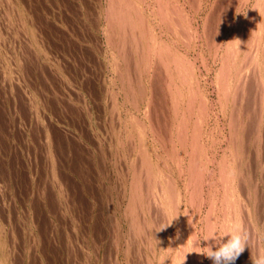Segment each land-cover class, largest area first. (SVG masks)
<instances>
[{"label":"rangeland","instance_id":"rangeland-1","mask_svg":"<svg viewBox=\"0 0 264 264\" xmlns=\"http://www.w3.org/2000/svg\"><path fill=\"white\" fill-rule=\"evenodd\" d=\"M4 1L5 0H3V1L0 0V16H1L0 17V19H1L0 20V28H1L0 29V37L2 38V39L0 38V247H1L0 252L3 256L5 255L7 257V260H6L7 263L6 264H11V263L12 264H151V263H149L150 261H149L148 254H147V250H148V246H149L148 244H149L150 240L153 239V242L156 243V246H158L159 251H161L165 248L164 247V245H165L164 240L166 238V235H167V233L171 234L168 232L169 226H170V221H174L175 220L174 217H177V219L178 218L181 219V217L184 216L182 214H184V211L186 209H188V206H189V204L187 205V202H185L187 199V196H188V193L186 196V192H187L186 189H188L189 186H188V188H184V186H185L184 184L186 181L188 182L187 178L190 177V171H189V168H187L188 164L185 163L184 165H186V167H184V165L182 164L183 162H180V159H181L180 157H182L183 152L186 155L188 153L186 151L187 150L190 151V149H188V146H186L188 142L185 143V141H184V143H183V145H185L187 148H185V146L180 144L181 133L179 131H177L179 133L178 134L175 131V130H177V127H176L177 123H175V121L177 122L178 116L176 114L174 115V111L176 110L178 103L175 102L173 99L168 98L170 96L167 92V86L169 84L166 85V83L170 82V81H168V79L170 80L171 75L174 78H175V76H177V75L174 76V74L171 73L169 70L171 69V67H172V69L177 68L178 64H179V66H178V68H179L180 65H182L180 63H186L187 62L186 65L189 63V64H191V68L194 67V68H192V70L194 69L193 72L194 73L196 72L194 77L198 76V78H199V79H196L197 77L194 78L195 84H197L196 82H198V84H200L199 85L200 89L199 88L198 89L201 92L205 90L204 91L205 93L204 92H202V93L200 92V93H201V95H203L202 97L207 96V97H205V100L208 99V101H207L208 105H206V107L212 108V109L206 108L205 112L203 111L204 115L207 117L204 116L205 121H203V123H202V120H201V122L198 124L199 128H200V130H198V132L200 133V131H201V136H202L201 137V139H202L201 143H203L202 146L204 145L203 146L204 148L201 151L202 154L199 153L198 156H201V155L204 156L205 155L204 157H199L200 159L198 158V160H199L198 166L200 165L202 167V165H205L206 167L204 166L203 170H205V168H207L208 170L206 169L204 171L205 174L203 176V179H201L202 181H201V183H199V185H200V184H202V182H204L202 184L203 187L200 190V193L201 192L202 193L200 194V196L198 198L197 208H199V209L197 210V208H196L195 209L196 211L193 210L196 213L191 211L192 213L190 216V218H193V219L195 218L194 220L196 223V226H195L196 229L194 230V232L197 231V232H195L196 245L199 244L198 246H200V249H202V248L204 249L206 246L204 244V239H203V238H205L204 237L205 236V233H204L205 230H203V233L200 231H202V226H201L202 222H203L202 220H204V218L208 214L207 209H208V211L210 209L209 208L210 204H208V203H212V202H208V200H207V202L205 200H203V201H201V200L204 197H206L204 199H208L209 195H211L212 199L216 198L217 199V200L215 199L216 203L218 202L217 205H215V208L219 207V202L221 200L219 198L222 197V193L224 191L221 187H222V185L225 186L224 185L225 182L228 183V181H229V180L225 181V179L228 178L229 176H231V173L233 172V169H232L233 168V166H232L233 162L234 163L237 162V164H235V165L236 166L238 165V167L242 166L241 164H243V166H244L246 163V165L244 167L242 166L244 169L240 167L242 170V173L244 172V174L246 173L248 175V176L246 175L247 177L245 179V175L242 174V176L244 175L243 176L244 177L243 178L244 183L246 182L245 183L246 186L247 185L249 186L251 184L250 186L252 188L257 185L256 188H254L253 190L259 191V197H261L260 203L262 204V205H260V207H262L261 209L263 210V215H264V183H263V181H264V163H263L264 162V129L262 127V126H264V120H263V123H261V129H258V127H260L259 126L260 124L258 125V122H257V124H255V123H256V121H259V122L261 121V117H260L261 115L260 116L258 115V114H260V112L254 114V111L256 109L260 108V105H261L260 99L262 98V96H261L262 92L261 91L263 89L261 88L262 87L261 86L262 81L260 80L261 78L259 79V77H260L259 68L261 69V67H258V66L263 65V67H264V61H263L264 58L262 57L263 60H261L262 61L261 64H258V66L256 65L258 68L255 66L254 63H253L254 66H252L253 64H251L252 63L251 59H253V57H254V54L252 52L255 50L254 45L259 46V44H258L259 40L262 41V42H260V44L264 43V39H263L264 35L262 36V39H259V37H258L259 34L257 33V29H256L257 28L256 25H258L257 24L258 22L260 23V25L262 23L263 27H264V23H263V21H264V17H263L264 13L263 12L264 11H262L264 9V0H261V2H262L260 5L261 11L259 10V8H258V10L253 8V6L256 5V0H205V1L204 0H195V1L191 0L192 2L190 0H178L179 3L177 0H170V1L166 0V1H168L166 3H164L165 2L164 0H163V2H162V0H156L155 2L159 1L157 3L161 7L158 6L156 3H154L153 0H148V1L144 0L142 2H139L140 0L139 1L137 0L138 2L136 0H133L137 4L141 3L142 4V5L140 4L141 8L143 6V8L145 9L144 10L142 8L143 11L141 10V16H140L144 21L141 18L139 19V17L136 18V13H138L137 16L140 15L139 14L140 8L137 4H135V2H134V5H136V6L133 7L134 5L131 4L133 6H132V10H130L132 13L133 8L137 7L136 8L137 10L134 9L137 12L133 11V14H135V15H133V14L131 15V13H130V16H131L130 18L131 19L132 18L138 19V21L136 20V22H137L136 26L138 24L140 26H142V27H140L138 25V28L140 27L142 29V31L145 32V33H142V35L144 34L143 36L145 39H143V37L140 35L141 30H139L138 28L136 29V27L130 23H128L130 25H127V24L125 25L129 29L127 27L123 26L122 29L117 27V29H119V30H117L116 27L114 29V27L112 28V27L108 26V21H109L108 17L110 16L109 14H112L113 10L116 9V6H117L116 5L117 3L115 4V7H114V5L111 6V4H110V6H108V4L111 3V0H6L5 2ZM108 1H109V3H108ZM133 1L129 0V2H131V3ZM151 1H153V2H151ZM171 1L174 3V6L175 7L177 6L178 8L175 9V7L172 6L173 3ZM198 1H199V3H198ZM149 2H150V5L152 3L153 6L152 5L150 6ZM3 3H4V6H6V7L3 6ZM146 3L148 5L145 6ZM163 3H164V5H163ZM8 4H9V6H8ZM154 4H155V6H154ZM165 4H167L168 6ZM176 4H178V5H176ZM253 4H255V5H253ZM169 5H170V8L174 7L173 9H171L172 13H170L171 12L170 8L168 9ZM148 6H150V7H148ZM164 6H166L167 9H164L165 8ZM11 7H12V9H11ZM151 7H152L153 11H152ZM180 7H182L181 9H183V11L186 10V12H183V11H182L183 13L180 12L181 15H179V10H177V9H180ZM157 8L159 11L157 10ZM162 8H163V10H162ZM106 9H108V11H109V9H111V11H109V13H108V11ZM181 9H180V11H181ZM196 9H197V11H196ZM250 9L253 11V13L256 10V13H255L256 16L255 17L259 16L256 18V20H255V17L253 18L256 22H254L253 19H252L253 21H251V19H250V17H251L250 13L252 12V11H250ZM154 10H155V12H154ZM175 10L177 11V14H176ZM101 11H103V12H101ZM164 11H166V12H164ZM259 11H260V14H258ZM152 12L155 13L156 16H155V14H152ZM157 12H159V13L157 14ZM173 12H175L176 15ZM22 13H23V15H22ZM98 13L100 15L101 14L102 15L99 16ZM142 13L145 17L142 15ZM148 13L150 15L151 14L153 15V17L151 15L152 18L156 17L155 20L152 19L150 17V15H148ZM105 14L107 15V17H105L106 20L104 19ZM163 14L165 16H161ZM171 14L173 15V17L175 16L176 18L175 17L173 18L172 16H170ZM112 15H111V18L109 17V19H112V17H113ZM180 16L181 17L184 16V17H186V19L188 18L187 16H189L190 20L187 19L188 20L187 21L183 17V19L186 20L185 21L186 24L185 23L182 24V22H184V20L182 18H179ZM205 16H207V19ZM159 17H161V18H159ZM168 18H171V20H170V21H172L171 23H173L175 21V19H176V21L177 20L180 21V19H181V21H180L181 23H179V22L176 23V21H175L173 25L176 27H174L173 25H171L169 23L172 26L171 27L172 29H171L169 27L170 25L168 24V22H170V21H168L169 20ZM145 19H147L148 21H146ZM159 19L161 21H159ZM243 19L244 20L246 19L247 21L252 22V23L251 24H249L248 22L244 23L246 21H243ZM248 19H250V20H248ZM257 19H258V21H257ZM152 20H154V21H152ZM156 20H157V23H156ZM208 20H209V22H208ZM219 20H221V21H219ZM140 21H142L143 23H141ZM239 21L243 22V23L241 24V23H239ZM138 22H140V23H138ZM146 22H147V24H146ZM187 22L190 23L192 26L189 25ZM203 22H205L206 27L203 26L204 25ZM35 23H37V24L39 23V24L37 25ZM255 23H256V25H255ZM144 24L147 26L144 27L143 26ZM156 24H158L159 27ZM163 24L167 25L168 29L166 28V26H164V28L167 30V32H165L166 30L163 28ZM179 24H182V25L179 26ZM184 24L185 25L188 24L189 26H191L189 28H191L192 30L188 28V25L186 27V26H184ZM243 24H245V29L242 28ZM246 24H248V27L250 29H252V30H250L251 33L249 32V34H247V30L249 28L246 27ZM106 25H107V27H106ZM151 25L153 26L152 29H150ZM239 25H241V27H239ZM254 25L256 26V28ZM132 26H134L135 28ZM149 26H150V28H149ZM236 26H237V29H236ZM154 27H155V29H154ZM181 27H182V29H181ZM160 28L163 30H161ZM187 28H188L189 32L191 31V33H189L188 30H186ZM246 28H248V29H246ZM109 29L113 30V34H110ZM157 29H160L161 31L158 30L159 31L158 32ZM169 29H170V32H168ZM205 29H207V30H205ZM235 29L237 31H235ZM241 29H243V30L241 31ZM3 30H4V32H3ZM129 30L133 31L134 33L130 31L132 35L130 33L128 34ZM150 30H153L152 32H155V33L150 34L149 33ZM203 30L207 31L206 32L207 35L205 34V31H203ZM233 30L237 33L236 35H234V33H232V32H234ZM105 31L108 34L112 35V38H113V35L121 33V36L123 38V39H121V36H119L121 44L118 42V40H119L118 38L117 39L115 38V40L113 38V40L111 39V41H110L109 40L110 35H108ZM114 31H116V32H114ZM119 31H121V32L119 33ZM123 31H125V32H123ZM171 31L173 33L176 32L175 35L172 34ZM181 31L182 32L184 31V32L182 33ZM195 31H196V34H195ZM240 31L243 33H245L244 31H246V33L245 34L242 33L243 35L239 36ZM7 32H9V33H7ZM122 32L128 34L130 37L138 32L134 36H139V38L138 37H136V38H138L139 41L142 40L143 42L142 41L139 42V41H137L138 39L135 40L132 37L131 38L133 39V41L131 38H130L131 41H130V39H129V41H127L128 39L126 40L125 38H129V37H127L128 35L123 34ZM156 32H157V34H156ZM160 32H162V33H160ZM178 32H180V34ZM185 32L188 33L187 34L188 38H187V35ZM198 32L200 33L202 39H201ZM164 33L166 35L169 34V37L168 36L165 37ZM149 34L150 35L154 34V38H156V40H154V43L151 41L153 38L151 39L149 37V39H151L149 41V39H148V36H150ZM145 35H147V37ZM176 35H178V36H176ZM191 35H193V36H191ZM196 35H199L198 37H200V39H198V37L194 38V36H196ZM244 35H245V37H244ZM248 35L251 36V38ZM3 36H4V38H3ZM175 36L178 38H175ZM189 36H191V39H189L190 38ZM226 36H228V37H226ZM231 36L233 37L234 40L231 38ZM246 36H248V37H246ZM255 36H256V39H254ZM106 37H108V39ZM140 37H142V39ZM151 37H153V36H151ZM192 37H193V40H192ZM239 37L244 39V40H247V38L249 40L251 39L252 42H251V40H250V42L253 45L252 46L250 42L248 43V45L250 44L249 45V51H251L252 54H250V56H247V58H245V59L242 58V60H239V59H241L240 57H243L242 54H244V53L242 52V53L237 54L236 53L237 51L235 50V49H238L237 47L240 45L239 43L241 42L240 40L235 41V39H239ZM179 38H182L183 41H182V39L180 40ZM147 39H148V41H146ZM158 39H160V40H158ZM169 39L171 41H169ZM188 39L190 40V44L188 42L187 47L188 46L189 47H188V50H186L187 48L184 45L187 44ZM40 40H42V41H40ZM167 40H168L167 43L170 45V47H171V45H173L172 48H169V45L166 43ZM172 40L173 41L175 40V41L172 42ZM191 40L193 42H191ZM227 40H230V41H227ZM121 41H123V42L125 41L126 42L125 44H127V45L123 44V42H121ZM176 41H178V42H176ZM232 41L235 42L236 45H238V46H236L235 43H233ZM111 42L115 43L114 44L115 46L112 45ZM128 42H131V43L128 44ZM133 42H135V43H133ZM145 42H148V43L150 42V44H152V46L155 47V50H153L152 53L150 50V48L152 46L151 47L149 46V50H150V52H149L148 50H146V48L148 49V46H147L148 43L146 44L147 47H145L143 45ZM155 42L157 43V45H155ZM162 42H165L164 45L167 47V48H165V47L164 48L167 51L170 50L167 52V54H166V51H164V53L166 55H168L170 53V55L168 56V58L166 60H165L166 57H164V58L160 57V55L162 56V54H163V50H162L163 43ZM170 42H171V44H170ZM184 42H185V44L182 45V43H184ZM194 42L196 44H194ZM207 42H209V44L211 43V47L209 46V44H207ZM227 42L228 43L231 42V44L233 43L235 45V46L233 45L231 47V49L232 50L234 49V51H235V52L232 51V54H231V51L228 50V47L225 48V45L228 46ZM136 43H138V47H137ZM140 43H142L141 45L145 47V49H144V47L140 46L142 48V51H141V49L140 50L136 49V47L140 48L139 47ZM176 43L178 46L176 45ZM213 43L215 44V46ZM218 44H220V45H218ZM120 45H121V47H119ZM132 45H134V47ZM158 45H159V48L161 47L160 49H161L162 54L160 53V49H158ZM174 45H176L177 47L176 46L174 47ZM113 46H114V50H112ZM126 46H127V48H126ZM129 46H130L131 50H130ZM179 46H181L182 49H181V47L179 49ZM216 46H219L221 49L217 48V50H216ZM251 46H252V48H251ZM123 47H125V51L128 53H125V52L123 53L121 51V50H124ZM263 47H264V44H263ZM118 48H121V49L118 50ZM175 48H176V52L173 51V50H175ZM209 48H211V49H209ZM126 49H128V50H126ZM134 49H136L135 51L138 53V55H141V54H139L138 51H140V53L147 52V54L143 53V55L140 56V63H138L139 60H136L137 58L139 59V57L137 56V53L135 54ZM184 49L186 51H184ZM132 50H133V52H131ZM181 50H183V51H181ZM214 50L217 51L218 55L215 54L216 51L214 52ZM224 50H225V52H224ZM262 50L264 52V48ZM179 51H181L182 54H184V55L180 54L181 56L177 57V58H179L180 62L177 60L175 55L173 56V53H172V52H174V53H176V55H178L177 53H180ZM155 52L157 54L160 53V55L156 54V57H158V58L155 57V55H154ZM20 53H21V55H20ZM131 53L133 55L134 54L135 55L130 56ZM185 53H187V54H185ZM211 53H213V55H211ZM224 53H225V55H224ZM226 53H228V54H226ZM115 54H118V55H115ZM146 55L148 56V58L146 57L147 60L144 59V57H143ZM214 55L216 56L215 57L216 59L214 58V60H213ZM235 55H237V56L240 55L239 59L238 58L235 59L234 58ZM118 56H120V57H118ZM152 56L155 57L154 58L155 63H156V61H158L157 62L158 64L152 63V61H154ZM170 56H171V58H170ZM187 56H190V57H188L191 60V61L189 60L190 62H192L194 59V61H193L194 65L187 61L188 60ZM227 56L228 57L232 56L231 58H233V60H231V58L229 59ZM128 57H130V58H128ZM182 57H183V60H186V59L187 60L182 62L183 61ZM226 57L229 60H227ZM249 57H252V58H249ZM126 58L128 61L125 60ZM160 58H162V60ZM225 58L228 62L233 61V62H231L232 65L230 63L226 62V60H224ZM114 59L118 60L119 64H117V61L115 62ZM122 59L124 62L122 61ZM130 59L131 60L135 59V60L131 61ZM149 59L152 61H150V63L147 64L149 62L148 61ZM159 59H160V61H159ZM174 59L176 61L173 62L174 64H171V61H174ZM218 59H220V60H218ZM243 59L246 62L243 61ZM163 60H165V63L163 62ZM146 61H147V63H146ZM215 61H217V62H215ZM222 61H224L223 64H221ZM235 61H236V64H235ZM241 61H242V63H241ZM143 62H145V64H141ZM177 62H178V64H177ZM244 62H245V64H244ZM136 63L141 64V65H137ZM159 63H161V66L163 68L159 65ZM162 63H164V64L169 63V65L171 67L170 66H169V68L166 67L168 64L166 66H163ZM224 63H225V65H224ZM239 63H241L242 68H244L243 70H245L246 65H248L247 63H249V66L251 65L253 69L251 68V66L250 67L248 66V71H249V68L251 70V72L248 73V77L245 78L244 76H242V78H240V81L238 82V84H240V82H241V84L238 85L237 92H235L237 95H235L236 98H234V100L236 99V101H233V103L236 105L234 106V104H232V106H231L230 100H228V102H227V100H225L226 102H224V104L226 103L228 107L230 106L228 109H226V112L227 111L230 112V110H231L230 108H232L233 112L238 110V109L241 110V108H242L243 111L242 110L241 111L244 112V114L241 111H238V112L236 111L234 113L232 112L234 115L239 117V119H237L238 117H235V120L237 119L236 120V124H237L236 127L237 128L239 127V125H242L244 123V121L247 123L245 126L246 128H244L243 127L244 125H243V126H240L237 130H234L232 128L233 125L228 123L229 121L233 120V118H232L233 116L230 117L233 114H231V112H230V114H231L230 115L228 112L226 114L227 116L225 115V117H224L222 109L220 110V108L222 107L221 103L219 104L220 99L218 98V97H220V94H219L220 93L219 92L220 86H219V88L217 87L219 85V82L216 83V81H218V79L216 77H217V74L219 73L220 69H221V71L219 73V76L222 75V71L226 72V70L229 67H232L233 65L236 66ZM122 65H123L124 71L122 69ZM133 65L134 66L136 65L138 67L136 68ZM157 65L160 67H158ZM174 65H176V66L174 67ZM130 66H133V67H130ZM139 66H140L139 70L144 71L143 74L141 71L138 70ZM154 66H155V69L156 68L157 69L159 68V69L154 71ZM198 66H199V68H198ZM221 66L223 67V70H222ZM225 66H227L226 67L227 69H224ZM235 66H233L231 68L232 71L228 70L229 72L231 71L230 73L228 71H227V73H225V74H228V76L226 77V80H228L230 74L233 76V78H232L233 81L237 78L236 77L237 76L236 75L237 74V66L236 67ZM125 67H127V68H125ZM142 67H143V69H141ZM164 67L166 70L164 69ZM128 68H129V71L126 70ZM133 68H135L134 69L135 72H134ZM160 68L164 69L165 71H163L162 69L160 70ZM178 68L175 69V71L177 70L179 72ZM233 68H234V70H233ZM146 69H148V70H146ZM115 70H117V71H115ZM130 70H131V72L133 71V73H132L133 75L131 73H128V72H130ZM160 71L164 72L163 73L164 75L161 73H157ZM166 71H167V73L165 74ZM175 71L173 70L172 72H175ZM233 71H234V74H232ZM125 72L128 74H131L132 76H134V78L131 77V75H127ZM146 72H147V74L145 75ZM121 73H122V76H121ZM153 73H154V76H153ZM170 73H171V75H170ZM254 73H255V75H253ZM139 74H140V76H139ZM168 75H170V76H168ZM137 76L140 79H137L138 78ZM161 76L162 77L165 76L164 77L165 79L162 78ZM222 76H224V73ZM126 77H128V78H126ZM141 77L143 79H141ZM158 77H160L159 78L160 82L157 81ZM129 78L131 80L137 79V82H139L140 85H139V83L137 85L136 80H135V82H133L134 80L131 81V80H129ZM254 78L256 79V81ZM125 79H127L126 81L129 84L131 82V85H130L131 89H129V86H128L129 84L125 81ZM241 79H242V81H241ZM257 79H258V81L259 80L261 81V82L259 81V83H258V84L261 83L260 86L257 84V82H258ZM139 80H142L144 83L140 82ZM121 81L125 82L126 84L121 82ZM224 81H225V79H224ZM229 81H230V79L228 81H225L224 83L227 84ZM254 81H255V83H254ZM157 82H158V84H157ZM148 83H150L152 85H149ZM159 83L160 84L163 83V86L161 87V85ZM246 83H248V84L246 85ZM253 83H254V85H253ZM198 84H197V86H198ZM134 85H136L137 88L135 87L134 89H132ZM141 85H143V86H141ZM122 86L126 87L125 90H124V88H122ZM140 88H141V90H140ZM143 88H145V89H143ZM146 88H148V89H147V93L145 94V93H143V90H146ZM259 88H261L262 90H259ZM216 89L219 91L217 92ZM128 90H129V92H128ZM138 90H140V91H138ZM136 91L139 92V94H137L138 96L135 95L137 93ZM148 92H150V93H148ZM127 93L129 94V96L127 95ZM141 93H143L144 95ZM165 93H166L167 97L163 96V95H165ZM259 93H260V95H259ZM216 94H218V95H216ZM126 95L128 96L127 98H126ZM134 95H135V98L133 97ZM257 95H259V97ZM139 96H140V98H139ZM131 97L133 98V100L129 99ZM163 97H164V99H163ZM137 98H139L140 100ZM152 100H153V102L150 103L149 101H152ZM165 100L167 101V103ZM169 100H171V101H169ZM131 101H132V103H131ZM133 101H136L137 103L136 102L134 103ZM168 102H170V103L175 102L177 104L175 106L171 103V106L172 107L174 106L173 108H171L170 103H168ZM132 104L133 105L136 104L135 106L137 109L139 108V110H136L135 106H133ZM209 104H210V106H209ZM237 105H238V107H237ZM252 105H254V106H252ZM166 106L168 108L170 107L169 108L170 112L168 111V108ZM233 106H234L235 110L233 109ZM153 107H154V111H153ZM235 107H237V108H235ZM86 108L87 109L89 108L88 111ZM107 108H109V109H107ZM198 109H200V106L198 107ZM147 110L148 111L151 110L152 113L151 112L149 113ZM112 111H113V113H112ZM145 112L146 113L148 112L147 113L148 115ZM206 112H207V115H206ZM134 113H136V114H134ZM246 113L249 115V117ZM131 114H134V116H135L132 119H131V117H132ZM136 115L138 117H140V119L138 117H136ZM114 116H115V118H114ZM169 116H170V118H169ZM173 116L176 117V119ZM257 116L260 118H258ZM147 117H148V121H147ZM152 117H153V119H152ZM171 117L175 120H173ZM111 118H113L114 120ZM129 118L131 121L129 120ZM240 118H242V120ZM246 118H248V119H246ZM133 119H138V121L135 122L136 120L134 121ZM171 119L173 121H171ZM228 119H231V120L228 121ZM258 119H260V120H258ZM263 119H264V115H263ZM128 120L130 121L129 123H128ZM132 120L134 121L133 123H132ZM149 120H152V121L154 120V121L152 122ZM167 121L168 122L170 121L169 122L170 126L175 125V126L171 127V129H173V131H171L170 127L168 128V129H170V131H168L167 127H165V126H169V125H167L168 124ZM142 122L144 123L143 125H145V126H141ZM150 122H151V124H148ZM159 122H161V123H159ZM204 122H206V123H204ZM136 123H137V125H139V123H140L141 125L139 127H141V129L143 130L142 133L140 131V133H141L140 136L141 135L143 136L144 130L147 131V129H148V132L145 131L146 132L145 135H147L148 138H145L147 136H145V137L143 136L145 139L143 137L142 138L140 137L141 139L140 138L137 139V137H139V135H137V137H136V134H134V132H133V131H135V129L134 130L132 129V127L135 126ZM208 123H209V125H208ZM127 124H132V127L128 126ZM200 124H202L203 126H201ZM126 125L128 128L126 127ZM146 125L148 127H146ZM230 125H231V127H228ZM153 126H155V127H153ZM253 126L256 128V130ZM129 127H131V128H129ZM151 128H152V130L155 128V130L152 131ZM240 128L242 130V133H240L239 136H237L236 134H238L239 131H241ZM242 128H244V129H242ZM158 129H160V130H158ZM127 130L128 131L130 130V131L128 132ZM166 130H167V132H166ZM163 131H165V132H163ZM202 131H204L203 132L204 134L202 133ZM237 131H238V133H237ZM157 132H158V134L160 132L161 137L164 136L161 138L162 140L160 139V136L159 137H158V135L156 136L155 133H157ZM170 132H173V133H170ZM235 132H236V134H235ZM128 133H130V135H131L130 137H132L134 135V138H132V141H130L131 139L129 138ZM175 133L177 136L172 135ZM126 134H127V136H126ZM211 134H212V136H211ZM232 134L233 135L235 134L236 136L235 135L232 136ZM241 134H243V135H241ZM184 135L185 134H183V136ZM222 135H224V136H222ZM154 136H156V137H154ZM165 136L168 140L165 138ZM169 136L172 138V141H171V138H169ZM179 136H180V138H179ZM231 136L234 139L236 137V139L234 140L233 138H231ZM226 137L230 141H228V139ZM243 137H244V139H242ZM46 138H48V139H46ZM153 138L155 139V142H157L156 143L157 145H155ZM224 138H226V139H224ZM139 139L142 141L144 140L145 142L144 141L143 142L138 141ZM146 139L149 141L147 142ZM175 139H177L178 141ZM222 139H224L225 141ZM257 139H259V141ZM158 140H160L162 142L160 145H158L160 143V141H158ZM165 141H166L167 145L164 144ZM231 141H235L236 144H235V142L233 144V142H231ZM153 142H154V144H153ZM230 142H231V144H230ZM241 142H242V144H243V142H245V143L242 145ZM143 143L146 144L145 145L146 147L144 146ZM173 143H174V145L172 147L171 144H173ZM199 143H198V145L200 146L201 144H199ZM216 143H218V144H216ZM152 144L154 146H157L156 147L158 150V151H156L157 155H154L155 153H153V152H155L153 150H156V149L154 148V146ZM137 145H138V147H137ZM150 145H152L151 147H153V148H151ZM175 145H176V147H175ZM232 145H233V147H232ZM234 145H236V147H235L236 149L234 148ZM168 146H170V147L168 148ZM177 146H179V147H177ZM182 146H183V149H181ZM205 146H206V148H205ZM237 146L240 148L242 146H244V147L241 149L240 148L238 149ZM135 147H137V148H135ZM227 148L228 149L233 148V149L230 151ZM142 149H143V151H141ZM149 149H150V151H148ZM163 149H165V150L167 149L166 153L168 152V149L170 152L167 153V155H165V153L163 155V152L165 151ZM171 149H172V151H171ZM204 149L206 152L204 151ZM237 149L239 150V152L243 151V153H239ZM173 150L174 151L176 150L175 151L176 153L173 152ZM136 151H138L140 153H137ZM181 151H183V152H181ZM203 151L205 154L203 153ZM223 151H225V152H223ZM227 151H228V153H227ZM244 151H245V153H244ZM135 152H136V156H135ZM149 152H151V153H149ZM99 153H100V155H99ZM172 153H173V155H172ZM222 153H224L225 155ZM233 153H234V155H232ZM235 153H236V155H235ZM237 153H239V154L237 155ZM117 154H119V155H117ZM176 154H177V156H176ZM242 154H243V156H242ZM145 155H147V156L143 157ZM151 155L152 156L154 155L155 157L154 156L152 157ZM159 155H160V157H159ZM169 155H170V157H168ZM178 155L179 156L181 155V156L178 157ZM187 155H186V158H188ZM239 155H240L239 158L242 159V162L244 161V163H241V160L240 161L238 160L239 162L235 161L238 159ZM150 156H151V158H149ZM163 156H164L165 162H164V160L162 161ZM165 156L167 159L165 158ZM171 156L173 158V161H175V163L179 159L177 164H175L173 161H171L172 160ZM236 156H237V159L235 158ZM260 156H261V158H260ZM222 157H224V158H222ZM174 158H176V159L178 158V159L174 160ZM225 158H227V159H225ZM232 158H234V161H232L233 160ZM149 159L152 161L150 162ZM156 159L159 160V162H157ZM131 160H133L134 162ZM142 160H144L145 162ZM166 160L167 161L169 160V161L166 162ZM202 160H204L205 163H204V161L202 163ZM220 160L222 162H220ZM228 160H230V161L228 162ZM128 161L130 162V164ZM154 161H155V163L157 162V164H159V165H157V167L160 166L161 162H163L164 165H166V166L169 165V166H167L168 167L167 168L163 165V163H161V165H163V168H158V170H157L156 169L157 167H154V166H156ZM184 161H186V160H184ZM131 162H133V163H131ZM143 162L145 164H143ZM152 162H153V164H152ZM200 162L202 165L200 164ZM219 162L222 163V166H223V164H225V168H228V170L224 169V166L219 167ZM134 163L135 164L136 163L137 164L142 163L145 166H142V165L140 166V164L139 165L136 164L134 166ZM179 163H180V165H179ZM146 164H149V166L148 165L147 166L150 168L152 167L153 171L150 168L148 170ZM150 164L154 165V166H150ZM226 164H227V166H226ZM129 165H131V166H129ZM229 165L232 166V167H230V169H229ZM136 166L142 167L140 169L141 172L139 170L140 167L138 168ZM248 166H249V168H248ZM126 167L128 169H126ZM132 167L138 168L137 170L139 172L138 171L136 172L135 168L133 169ZM164 167H165V170L167 169L166 172L169 175H171L169 179L165 177V176L168 177V175L166 172L165 173L163 172ZM145 168H147V169H145ZM177 168H179V169L182 168V169H180L178 172ZM132 169H133V171H131ZM142 169L144 172L142 171ZM159 169H160V171L162 169L161 172H163V173H161L159 171ZM169 169H170V171L172 170L173 172L171 171L169 173ZM127 171H129V172H127ZM146 171H149L150 175L148 174L149 172H146ZM156 171L157 172L159 171L158 173L161 174V176H160L161 179H159L160 177L157 178V176H159L160 174H157ZM187 171H189V172H187ZM235 171L236 170H234L233 174H235ZM55 172H56V174H55ZM130 172H132V173H130ZM127 173H129L130 175ZM135 173H137V174H135ZM140 173H142L141 174L142 177L137 176ZM153 173H155L156 176ZM146 174H148L149 177H147L148 175H146ZM225 174H228V175H225ZM128 175H129V177H128ZM135 175L137 177L141 178V182L146 181L145 183L143 182L141 185L142 191H143L142 193L143 194L146 193V195H144L143 198L140 199L139 201H136V203H137L136 208L137 209H135V212L138 214L139 213L141 214V215L137 214L138 215L137 219L140 218V219H138L140 224L143 223L139 227L138 226L135 227L132 223H129V221L132 220V216H131V218H129L130 217L129 212H131V211H130V207H129L130 204H128V203H130L131 197H127L128 196L127 192L128 191L130 192V190H131L132 186H130L129 184L133 183L134 177H136ZM162 175L164 178H166V180L164 178L162 179ZM210 175H211V177H210ZM145 176L147 177V179L145 178ZM150 176H152V177H150ZM185 176L187 178H185ZM242 176H241V178H242ZM130 177H132V179ZM148 178H150V180ZM156 178L159 179L162 184L159 185L160 182ZM216 178L218 179L217 181H215ZM172 179H175V180H173L174 182L172 181ZM247 179L249 180L250 183L248 182ZM151 180L154 182L152 183ZM163 180H165L164 181L165 184L166 183L169 184L168 183V181H169L170 184L175 183V186H177L176 189H174V190L176 191V193L177 192H179V193H177V194L175 193V196H173L174 197L173 200H175V198L178 197L175 200V201H177L176 202L177 204L176 203L174 204V206L176 205V208L178 209L177 213L180 211L177 216L176 215L172 216V213H170L168 207L163 204V203H165V198H163V196H164L163 191L166 190V188L164 187V184L162 182ZM212 180L215 184L211 182ZM223 180H224V182H223ZM122 181H123L125 186H123ZM156 181H158V182H156ZM178 181H179V183H178ZM147 182H148L147 186L149 187V190H147L148 187L146 188V185H144V184H147ZM198 182H199V179H198ZM247 182H248V184H247ZM154 183H155V185H154ZM242 183H243V181H242ZM252 183L254 186L252 185ZM176 184H178V185H176ZM211 184L213 185L212 188L215 189L214 190L215 197L213 194H211L213 192L212 188L210 186ZM156 185H157V187H156ZM202 185H200V186H202ZM200 186H199V188H201ZM244 186L245 185L242 184V187L240 188V190L243 189V191L241 190L242 195L243 196L245 195L244 198L245 197L247 198V195H249V193H246L247 194L246 195L245 191L249 192V191H247V189H249L250 187H246V189H245V188H243ZM152 187H154V188L152 189ZM113 188H115V189H113ZM127 188L129 190H127ZM159 188H161L162 190L159 191L160 190ZM182 189L184 192L182 191ZM216 189H219V190H216ZM244 189H245V191H244ZM148 191H150L151 194H150V192L148 194L147 193ZM152 191H154V192H152ZM215 191H217V192H215ZM110 193H111V195H110ZM161 194H162V196H161ZM178 194H180V195H178ZM216 194L218 196H220V194H221V196L216 197ZM129 196H131V195L129 194ZM145 196H147V198ZM180 196H182V197H180ZM150 197H152V202L150 200L151 199ZM154 197L155 198L157 197L158 199L157 198L156 199L159 202L157 200H154L155 199ZM183 198H185V199H183ZM145 199L146 200L149 199L150 203L148 200L146 201ZM180 199H181V202L183 201L184 203H186V206L183 202L182 203L184 205L180 202ZM141 200H143V201H141ZM178 200H179V202H178ZM140 201H141V203H140ZM160 201L164 206L160 203ZM203 202H204V204H203ZM147 204H148V206H149V204H151L150 207L146 206ZM178 204H180L181 206ZM127 205H128V207H127ZM161 206H163V207H161ZM192 206H193V204L192 205L190 204L189 210H191ZM142 207L145 209L144 212L146 213L145 214L146 217H144L145 216L144 214L142 215V213H143ZM165 209L167 211H165ZM243 210H244V207H242V211ZM159 211H160V213H159ZM168 215H170V216H168ZM139 216H141V217H139ZM207 217H209V216H207ZM218 217L219 216H216V218H218ZM142 218L149 219L150 221L149 220L147 221V220L142 219ZM169 218H171V219H169ZM244 218H246V219H244ZM248 218H249V216H248L247 212L244 213L243 217H242L243 220L241 221V223H242L241 228L246 233H248L247 234L248 235V245H250V246H249V248H246L245 251L240 255V257H238V259L235 261V263H237V264L238 263L239 264H251L250 255L252 254L253 256H255V255L260 253V251H259V247H260L259 242L261 240L260 235L257 233V231H255V227L253 229V224H250V218H249V220H248ZM137 219H135V224H136ZM208 219H209L210 227H212V223H211L212 216H210ZM246 220L249 221L248 222L249 224H247ZM263 221H264V216L259 217L258 226L259 227L261 226L262 229H264V224H263L264 222ZM146 222H149L148 223L149 224V231L147 228L148 224ZM186 222H188V220H186V219H184L182 221V225H183L184 229L188 226L186 224H189V222L188 223H186ZM168 223H169V225H168ZM137 225H139L138 222H137ZM218 225H220V224H218ZM130 226H132V228H134V229L138 228L141 235L136 234L137 232H134L136 229L133 230ZM140 228H142V229H140ZM146 228H147V231H146ZM150 228H152L153 230ZM138 229L136 231H138ZM166 229H167V231H166ZM140 230H143L145 233H142V231H140ZM212 230H211V233H213ZM130 231H132V233ZM165 232H167V233L163 237ZM198 232H200V234ZM219 233L221 235V232H219ZM142 234H143V236H142ZM159 234H161V235H159ZM262 234H264V231L262 232ZM147 235H150L153 238L149 239L150 237H148ZM152 235L156 236L155 238H157V239L154 240V236H152ZM193 235H194V233H193ZM131 236L132 237L134 236V237L132 238ZM136 236H138V237H136ZM145 236H146L147 241H146V239H143V238H145ZM198 236H199V238H198ZM206 236H208V233ZM258 237L260 240L258 239ZM141 238L144 241H141L140 240ZM254 239H256V240H254ZM132 241H133V243L136 241V243L133 244ZM197 241L201 242V243H198ZM263 241H264V237H263ZM141 243H143V244H141ZM1 244H2V246H1ZM255 247L257 249H255ZM6 249H7V251H6ZM1 250H5V251H1ZM144 251L146 253H144ZM255 251H256V253H255ZM7 254H8V256H7ZM9 256H11V257H9ZM126 256H128L129 259ZM137 256H139V258ZM158 258L160 259V257H158ZM202 258L204 260V263L208 262V264H209L210 259L206 258V256H204ZM240 258H242V260ZM10 259L11 260L13 259V260L11 261ZM245 260H247L248 262ZM158 261L159 260L156 261V264H162V263H160V261L158 263ZM161 261H162V259H161ZM243 261H245V262H243Z\"/></svg>","mask_w":264,"mask_h":264},{"label":"bare ground","instance_id":"bare-ground-1","mask_svg":"<svg viewBox=\"0 0 264 264\" xmlns=\"http://www.w3.org/2000/svg\"><path fill=\"white\" fill-rule=\"evenodd\" d=\"M2 1H3V0H2ZM5 1H6V0H5ZM5 1H4V2H5ZM131 1H133V0H131ZM136 1H137V0H136ZM138 1H139V0H138ZM138 1H137V2H138ZM142 1H144V0H140L139 2H142ZM147 1H148V0H147ZM153 1H154V3H156L158 6H160V5L157 3V2H159V1H157V2H155L156 0H153ZM153 1H151V2H153ZM164 1H165L164 3H166V2H168V1H170V0H168V1L164 0ZM177 1H178V0H177ZM190 1H191V0H190ZM194 1H195V0H194ZM194 1H193V2H194ZM204 1H205V0H204ZM134 2H135V1H133V2L131 3V2H129V0H111V3H109V1H108V3H109L108 6H110V4H111V6L114 5V7H115V4L117 3V4H116V5H117V6H116V9H114L113 12H112L113 15H112V14H109V15H110V16H109L110 18H111V15H112L113 17H112V19H109V17H108V20H109V21H108V26H109V27H112V28L114 27V29H115V27H116V29H117V27L120 28V29H122V27L125 26L126 24H127V25L132 24V25H134V26L136 27V29H137L139 24L136 26V23H137L136 20L138 21V19H136V18H138V17H139V19L141 18V17H140V16H141V10L143 11L144 8H143V6H142L143 9L141 8V5H142L141 3H140L141 5H140L139 3L137 4V3L135 2V4H137V5L139 6V8H140V9H139V10H140V11H139V12H140V13H139L140 15L137 16L138 13H136V18H132V19H131V18H130V17H131V16H130V13H131L130 10H132V6L134 5ZM162 2H163V0H162ZM171 2H172V1H171ZM188 2H189V1H188ZM191 2H192V1H191ZM201 2H202V1H201ZM164 3H163V5H164ZM172 3H173V2H172ZM178 3H179V1H178ZM198 3H199V1H198ZM198 3H197V4H198ZM261 3H262L261 0H256V5L253 4V5H255V6H253V8L256 9V10H258V8H259V10L261 11V8H260ZM5 4H6V3H5ZM104 4H105V3H104ZM131 4H133V5H131ZM188 4H189V3H188ZM241 4H242V3H241ZM143 5H144V4H143ZM146 5H148V4L146 3L145 6H146ZM149 5H150V2H149ZM151 5L153 6L152 3H151ZM151 5H150V6H151ZM165 5H167V4H165ZM170 5H171V4H170ZM170 5H169L168 9L170 8ZM176 5H178V4H176ZM198 5H199V4H198ZM251 5H252V4H251ZM3 6H4V3H3ZM8 6H9V4H8ZM14 6H15V5H14ZM135 6H136V5H134L133 7H135ZM150 6H148V7H150ZM154 6H155V4H154ZM167 6H168V5H167ZM172 6H174V3L172 4ZM182 6H183V5H182ZM196 6H197V5H196ZM1 7H2V6H1ZM4 7H6V6H4ZM156 7H157V6H156ZM160 7H161V6H160ZM164 7H165L164 9H167L166 6H164ZM174 7H175V6H174ZM174 7H173V8H174ZM239 7H240V6H239ZM255 7H256V8H255ZM130 8H131V9H130ZM136 8H137V7H136ZM136 8H133V11H135L134 9H136ZM154 8H155V7H154ZM158 8H159V7H158ZM158 8H157V10H158ZM173 8L171 7V8H170V11H171V9H173ZM176 8H178V7L176 6L175 9H176ZM181 8H182V7H180V9H181ZM11 9H12V7H11ZM151 9H152V7H151ZM155 9H156V8H155ZM180 9H177V10H179V15H181L180 12H181V13L186 12V10L183 11V9H181V11H180ZM192 9H193V8H192ZM251 9H252V8H251ZM251 9H250V11H252ZM19 10H20V9H19ZM106 10L108 11V9H106ZM136 10H137V9H136ZM144 10H145V9H144ZM162 10H163V8H162ZM256 10H255L254 13H253V11L250 13V14H251V15H250V16H251V17H250L251 21H253V20H254L253 18L256 16V15H255ZM8 11H9V10H8ZM20 11H21V10H20ZM109 11H111V9H109ZM109 11H108V13H109ZM133 11H132L131 15L133 14ZM152 11H153V9H152ZM158 11H159V10H158ZM170 11H169V12H170ZM182 11H183V12H182ZM196 11H197V9H196ZM260 11L258 12V14H260ZM262 11H264V9H263ZM26 12H27V11H26ZM29 12H30V11H29ZM101 12H103V11H101ZM135 12H137V11H135ZM135 12H134V13H135ZM154 12H155V10H154ZM164 12H166V11H164ZM175 12H176V14H177V11H176V10H175ZM175 12H173V13L175 14ZM194 12H195V11H194ZM5 13H6V12H5ZM9 13H10V12H9ZM23 13H24V12H23ZM23 13H22V15H23ZM158 13H159V12H157V14H158ZM162 13H163V12H162ZM170 13H172V11H171ZM263 13H264V12H263ZM263 13H262V14H263ZM25 14H26V13H25ZM98 14H99V13H98ZM152 14H155V13L152 12ZM152 14H151V15H152ZM168 14H169V13H168ZM176 14H175V15H176ZM195 14H196V13H195ZM262 14H261V15H262ZM101 15H102V14H101ZM101 15L99 14V16H101ZM133 15H135V14H133ZM142 15H143V13H142ZM145 15H146V14H145ZM148 15H150V14L148 13ZM151 15H150V17H151ZM179 15H178V16H179ZM186 15H187V14H186ZM218 15H219V14H218ZM3 16H4V15H3ZM25 16H26V15H25ZM96 16H97V15H96ZM143 16H144V15H143ZM143 16H142V17H143ZM146 16H147V15H146ZM155 16H156V14H155ZM161 16H165V15L163 14V15H161ZM170 16L173 17L172 14H171ZM170 16H169V17H170ZM178 16H177V17H178ZM0 17H1V16H0ZM105 17H107L106 14L104 15V19L106 20ZM133 17H134V16H133ZM144 17H145V16H144ZM152 17H153V15H152ZM152 17H151V18H152ZM174 17H175V16H174ZM174 17H173V18H174ZM183 17H184V16H182V17L180 16L179 18H182V19H183ZM187 17H188L187 19L190 18L189 16H187ZM203 17H204V16H203ZM205 17H206V19H207V16H205ZM257 17H259V16H257ZM257 17H255V20H256ZM261 17H262V16H261ZM263 17H264V16H263ZM7 18H8V17H7ZM97 18H98V17H97ZM147 18H148V17H147ZM155 18H156V17H154V18H152V19L155 20ZM159 18H161V17H159ZM175 18H176V17H175ZM179 18H178V19H179ZM184 18L186 19V17H184ZM216 18H217V17H216ZM18 19H19V18H18ZM24 19H25V18H24ZM32 19H33V18H32ZM141 19H142V18H141ZM148 19H149V18H148ZM168 19H169L168 21L171 20V18H168ZM187 19H186V20H187ZM210 19H211V18H210ZM213 19H214V18H213ZM250 19H248V20H250ZM252 19H253V20H252ZM0 20H1V19H0ZM19 20H20V19H19ZM21 20H22V19H21ZM142 20H143V19H142ZM145 20L148 21L147 19H145ZM150 20H151V19H150ZM154 20H152V21H154ZM157 20H158V19H157ZM157 20H156V23H157ZM183 20H184V19H183ZM183 20H182V21H183ZM186 20H184V22H182V24H183V23L186 24V22H185ZM189 20H190V19H189ZM224 20H225V19H224ZM238 20H239V19H238ZM255 20H254V22H256ZM259 20H260V19H259ZM29 21H30V20H29ZM143 21H144V20H143ZM159 21H161V20L159 19ZM175 21H176V19H175ZM175 21H174V22H175ZM180 21H181V19H180ZM180 21L177 20L176 23H177V22L181 23ZM187 21H188V20H187ZM204 21H205V20H204ZM219 21H221V20H219ZM228 21H229V20H228ZM243 21H246V22H244V23H247V22H248L249 24L252 23V22L247 21L246 19H245V20L243 19ZM257 21H258V19H257ZM16 22H17V21H16ZM31 22H32V21H31ZM31 22H30V23H31ZM99 22H100V21H99ZM140 22L143 23L142 21H140ZM140 22H138V23H140ZM171 22H172V21L168 22V24L170 23L171 25H173L174 22H173V23H171ZM189 22H190V21H189ZM193 22H194V21H193ZM208 22H209V20H208ZM12 23H13V22H12ZM105 23H106V22H105ZM128 23H130V24H128ZM144 23H145V22H144ZM159 23H160V22H159ZM162 23H163V22H162ZM164 23H165V22H164ZM187 23H188V22H187ZM190 23H191V22H190ZM190 23H188V24L191 25ZM203 23H204L203 26L206 27L205 22H203ZM239 23L242 24L243 22H240V21H239ZM263 23H264V21H263ZM8 24H9V23H8ZM18 24H19V23H18ZM35 24H37V23H35ZM38 24H39V23H38ZM38 24H37V25H38ZM146 24H147V22H146ZM150 24H151V23H150ZM170 24H169V25H170ZM182 24H179V26L182 25ZM185 24H184V26L187 27L188 24H187V25H185ZM209 24H210V23H209ZM214 24H215V23H214ZM257 24H258V25H256V23H255V25L257 26V28H256L255 25H254V26H255V28L257 29V33L259 34V36H258L259 39H262V36L264 35V27H263V24L261 23V25H260L259 22H258ZM20 25H21V24H20ZM153 25H154V24H153ZM156 25L158 26V24H156ZM171 25L169 26L170 28L172 27ZM189 25H188V28L192 26V25H191V26H189ZM210 25H211V24H210ZM224 25H225V24H224ZM8 26H9V25H8ZM134 26H132V27H134ZM139 26H140V25H139ZM143 26L146 27L147 25L144 24ZM160 26H161V25H160ZM164 26H166V28H167V25H166V24H165V25L163 24V28H164ZM173 26H174V25H173ZM196 26H197V25H196ZM196 26H195V27H196ZM250 26H251V25H250ZM35 27H36V26H35ZM38 27H39V26H38ZM106 27H107V25H106ZM125 27H127V26H125ZM130 27H131V26H130ZM135 27H134V28H135ZM140 27H142V26H140ZM140 27L138 28L139 30H141V31H140V33H141L140 35L143 37V39H145L144 36H143L144 34L142 35V33H145V32L142 31V29H141ZM152 27H153L152 25H151V28H150V26H149L150 29H152ZM158 27H159V26H158ZM161 27H162V26H161ZM174 27H176V26H174ZM239 27H241V25H239ZM246 27H248V24H246ZM27 28H28V27H27ZM30 28H31V27H30ZM112 28H111V29H112ZM127 28H128V27H127ZM147 28H148V27H147ZM147 28H146V29H147ZM188 28H187L186 30H188ZM242 28L245 29V24H243V27H242ZM248 28H249V27H248ZM248 28H246V29H248ZM253 28H254V27H253ZM0 29H1V28H0ZM3 29H4V28H3ZM40 29H41V28H40ZM111 29H109V30H110V34H113V30H111ZM128 29H129V28H128ZM154 29H155V27H154ZM160 29H161V28H160ZM160 29H157V31H158V30H159V31L163 30V29H161V30H160ZM164 29H165V28H164ZM167 29H168V28H167ZM171 29H172V28H171ZM177 29H178V28H177ZM181 29H182V27H181ZM189 29H191V28H189ZM195 29H196V28H195ZM195 29H194V30H195ZM203 29H204V28H203ZM216 29H217V28H216ZM216 29H215V30H216ZM236 29H237V26H236ZM236 29H235V31H237ZM243 29H241V31H242ZM17 30H18V29H17ZM106 30H107V29H106ZM117 30H119V29H117ZM117 30H116V31H117ZM139 30H138V31H139ZM144 30H145V29H144ZM165 30H166V29H165ZM165 30H164V31H165ZM191 30H192V29H191ZM205 30H207V29H205ZM205 30H203V31H205ZM250 30H252V29L249 28V29L247 30V34H249ZM254 30H255V29H254ZM1 31H2V30H1ZM12 31H13V30H12ZM25 31H26V30H25ZM36 31H37V30H36ZM40 31H41V30H40ZM111 31H112V32H111ZM116 31H114V32H116ZM127 31H128V30H127ZM130 31H131V30H129L128 34H129V33L131 34V32H133V31H131V32H130ZM148 31H149V30H148ZM152 31H153V30H150L149 33H150V34L155 33V32H152ZM159 31H158V32H159ZM172 31H173V30H172ZM172 31H171V32H172ZM217 31H218V30H217ZM217 31H216V32H217ZM233 31H234V30H233ZM235 31L232 32V33H234V35L237 34ZM241 31L239 32V36H240V35H243V34L246 33V31H244L245 33L241 32ZM3 32H4V30H3ZM9 32H10V31H9ZM9 32H7V33H9ZM105 32H106V31H105ZM120 32H121V31H119V33H120ZM123 32H125V31H123ZM123 32H122V33H123ZM162 32H163V31H162ZM162 32H160V33H162ZM165 32H167V30H166ZM168 32H170V29H169ZM174 32H175V31H174ZM181 32H182V31H181ZM183 32H184V31H183ZM183 32H182V33H183ZM188 32H189V30H188ZM192 32H193V31H192ZM206 32H207V31H205V34H206ZM252 32H253V31H252ZM5 33H6V32H5ZM30 33H31V32H30ZM30 33H29V34H30ZM106 33H107V32H106ZM117 33H118V32H117ZM133 33H134V32H133ZM137 33H138V32H137ZM137 33H135L134 35H136ZM175 33H176V32H175ZM175 33L172 32V34H174V35H175ZM178 33L180 34V32H178ZM185 33H186V32H185ZM189 33H191V31H190ZM198 33H199V32H198ZM198 33H197V34H198ZM217 33H218V32H217ZM242 33H243V34H242ZM250 33H251V32H250ZM2 34H3V33H2ZM26 34H27V33H26ZM107 34H108V33H107ZM110 34H108V35H110ZM114 34H115V33H114ZM123 34H126V33H123ZM123 34H122V35H123ZM128 34H126V35H128ZM150 34H149V35H150ZM156 34H157V32H156ZM164 34H165V33H164ZM164 34H163V35H164ZM187 34H188V33H186V35H187ZM195 34H196V31H195ZM247 34H246V35H247ZM252 34H253V33H252ZM5 35H6V34H5ZM17 35H18V34H17ZM41 35H42V34H41ZM131 35H132V34H131ZM134 35L131 36V37H132L133 39L137 40V39L139 38V36H134ZM199 35H200V33H199ZM199 35L194 36V38H197ZM206 35H207V34H206ZM208 35H209V34H208ZM214 35H215V34H214ZM232 35H233V34H232ZM234 35H233V36H234ZM250 35H251V34H250ZM15 36H16V35H15ZM104 36H105V35H104ZM119 36H121V33H120V34L113 35V38H114V40H115V38H116V39L118 38V39H119L118 42L120 43V37H119ZM145 36L147 37V35H145ZM151 36H153V37H151ZM167 36L169 37V34H168V35L165 34V37H167ZM176 36H178V35H176ZM176 36H175V38H178V37H176ZM191 36H193V35H191ZM191 36H189V37H190L189 39H191ZM237 36H238V35H237ZM248 36H249V35H248ZM248 36H246V37H248ZM253 36H254V35H253ZM109 37H110V39H109L110 41H111V39L113 40L112 35H110ZM125 37H126V36H125ZM127 37H129V38H125V39H126V40L128 39L127 41H129V39H130L131 37H130L129 35H128ZM134 37H135V38H134ZM136 37H138V38H136ZM142 37H140V38L142 39ZM149 37H150L151 39H152V38H153V39L151 40V39H149ZM155 37H156V36H155ZM157 37H158V36H157ZM162 37H163V36H162ZM170 37H171V36H170ZM173 37H174V36H173ZM173 37H172V38H173ZM200 37H201V35H200ZM200 37H198V39H200ZM222 37H223V36H222ZM226 37H228V36H226ZM234 37H235V36H234ZM242 37H243V36H242ZM244 37H245V35H244ZM244 37H243V38H244ZM249 37L251 38V36H249ZM0 38H1V37H0ZM3 38H4V36H3ZM32 38H33V37H32ZM106 38L108 39V37H106ZM132 38H131V39H132ZM172 38H171V39H172ZM187 38H188V35H187ZM209 38H210V37H209ZM231 38L233 39L232 36H231ZM236 38H237V37H236ZM252 38H253V37H252ZM1 39H2V38H1ZM121 39H123L122 36H121ZM125 39H124V40H125ZM131 39H130V41H131ZM133 39H132V41H133ZM148 39H149V41L151 40L153 43H154V40H156V38H154V34L148 36ZM148 39H147L146 41H148ZM179 39L181 40L182 38H179ZM189 39L187 40V44L184 45V46H186V48H187L186 50H188V47H189V46L187 47L188 42H189V44H190V40H189ZM201 39H202V37H201ZM221 39H222V38H221ZM245 39H246V38H245ZM254 39H256V36H255ZM259 39H258V40H259ZM263 39H264V38H263ZM32 40H33V39H32ZM158 40H160V39H158ZM177 40H178V39H177ZM192 40H193V37H192ZM192 40H191V42H193ZM205 40H206V39H205ZM233 40H234V39H233ZM236 40H237V39H235V41H236ZM238 40L241 41L240 43L237 41V42L240 44L239 46L236 45V43L232 41L233 43H235L236 46H238V47H237L238 49H235V50L237 51L236 53L239 54V53H242V52H243L244 54H242L243 57H240V55H238V56L235 55L234 58H235V59H237V58L239 59V57H240L241 59H239V60H242V58L245 59V58H247V56H250V54H252L251 51H249V45H250V44L248 45V43L250 42L251 39L249 40V39L247 38V40H244V39H242V38L239 37ZM28 41H29V40H28ZM40 41H42V40H40ZM116 41H117V40H116ZM137 41H139V39H138ZM137 41H136V42H137ZM141 41H142V40H141ZM141 41H139V42H141ZM169 41H171V40L169 39ZM174 41H175V40H174ZM174 41L172 40V42H174ZM182 41H183V39H182ZM182 41H181V42H182ZM218 41H219V40H218ZM227 41H230V40H227ZM254 41H255V40H254ZM121 42H123V41H121ZM142 42H143V41H142ZM152 42H151V43H152ZM157 42H158V41H157ZM159 42H160V41H159ZM167 42H168V40L166 41V43H167ZM176 42H178V41H176ZM195 42H196V41H195ZM195 42H194V44H196ZM220 42H221V41H220ZM251 42H252V40H251ZM251 42H250V43H251ZM260 42H262V41L259 40V43H258L259 46L254 45V47H255L254 49H255V50L252 51L253 54H254V57H253V59H251V62H252L251 64L254 63L255 66H256V65L258 66V64H261V62H262L261 60H263V58H264V55H263L264 52H263V50H262V49L264 48V47H263V44H264V43L260 44ZM125 43H126V42L124 41L123 44H125ZM130 43H131V42H128V44H130ZM133 43H135V42H133ZM147 43H148V42H145L143 45H144L145 47L148 46V49L146 48V50H148L149 52H150V50H151V53H152L153 50H155V47H153L152 44H150V42H149L148 44H147ZM160 43H161V42H160ZM162 43H163V46H162L163 54L161 53V49H160L161 47L159 48V45H158V49H160V53L162 54V56L160 55L159 52H158L159 54H157V53H156L157 51L155 52V54H154V53H153V54L155 55V57H156V54H157V55H160V57H162V58L166 57V58H165V60H166V59L168 58V56L170 55V53H169L168 55H166V54H167V52L170 51V50L167 51V50L165 49V48H167V47L164 45L165 42H162ZM214 43H215V42H214ZM214 43H213V44H214ZM233 43L231 44V42H229V43L227 42V45H228V46L225 45V48L228 47V50L231 51V54H232V51H234V49H233V50L231 49V47L234 45ZM35 44H36V43H35ZM111 44L114 45L115 43H112V42H111ZM120 44H121V43H120ZM141 44H142V43L139 44V47H140V46H141V47H144V46H142ZM146 44H147V46H146ZM158 44H159V43H158ZM167 44H168V43H167ZM170 44H171V42H170ZM174 44H175V43H174ZM178 44H179V43H178ZM183 44H185V42L182 43V45H183ZM207 44H209V42H207ZM253 44H254V43H253ZM258 44H257V45H258ZM40 45H41V44H40ZM118 45H119V44H118ZM125 45H127V44H125ZM125 45H124V46H125ZM136 45H137V47H138V43H136ZM155 45H157L156 42H155ZM161 45H162V44H161ZM168 45H169V44H168ZM176 45H177V43H176ZM176 45H174V47H175ZM179 45H180V44H179ZM218 45H220V44H218ZM235 45H234V46H235ZM251 45H252V43H251ZM114 46H115V45H114ZM114 46H113V49H112V50H114ZM116 46H117V45H116ZM132 46L134 47V45H132ZM132 46H131V47H132ZM149 46H150V47L152 46V47L150 48V50H149ZM172 46H173V45H171V47H170V45H169V48H172ZM177 46H178V45H177ZM177 46H176V47H177ZM207 46H208V45H207ZM209 46L211 47V43L209 44ZM209 46H208V47H209ZM212 46H213V45H212ZM214 46H215V44H214ZM252 46H253V45H252ZM252 46H251V48H252ZM111 47H112V46H111ZM111 47H110V48H111ZM117 47H118V46H117ZM119 47H121V45H120ZM135 47H136V46H135ZM137 47H136V49H139V50L141 49V51H142V48H141V47H140V48H137ZM145 47H144V49H145ZM164 47H165V48H164ZM180 47H181V46H179V49H180ZM222 47H223V46H222ZM40 48H41V47H40ZM115 48H116V47H115ZM123 48H124V50H121V51H122L123 53H124V52H125V53H128V52L125 51V47H123ZM126 48H127V46H126ZM129 48H130V46H129ZM156 48H157V47H156ZM217 48H220V47H219V46H216V50H217ZM20 49H21V48H20ZM37 49H38V48H37ZM119 49H121V48H118V50H119ZM132 49H133V48H132ZM136 49H134V51H135ZM144 49H143V50H144ZM179 49H178V50H179ZM181 49H182V47H181ZM209 49H211V48H209ZM220 49H221V48H220ZM115 50H116V49H115ZM126 50H128V49H126ZM130 50H131V48H130ZM172 50H173V49H172ZM186 50L184 49V51H186ZM189 50H190V49H189ZM216 50H214V52H215ZM218 50H219V49H218ZM226 50H227V49H226ZM228 50H227V51H228ZM252 50H253V49H252ZM121 51H120V52H121ZM164 51H166V54L164 53ZM173 51L176 52V48H175V50H173ZM181 51H183V50H181ZM181 51H179L180 53H177L178 55H176V53L172 52V53H173V56L175 55L176 58H177L178 56H181V55H180V54H182ZM203 51H204V50H203ZM219 51H220V50H219ZM36 52H37V51H36ZM129 52H130V51H129ZM131 52H133V50H132ZM138 52H139V54H141V55H143V53H146V54H147V52H143V53H140V51H138ZM177 52H178V51H177ZM187 52H188V51H187ZM214 52H213V53H214ZM224 52H225V50H224ZM234 52H235V51H234ZM262 52H263V53H262ZM123 53H122V54H123ZM136 53H137V52L135 51V54H136ZM189 53H190V52H189ZM213 53H211V55H213ZM27 54H28V53H27ZM135 54H134V55H135ZM164 54H165V55H164ZM185 54H187V53H185ZM215 54H217V51L215 52ZM226 54H228V53H226ZM234 54H235V53H234ZM234 54H233V55H234ZM20 55H21V53H20ZM115 55H118V54H115ZM126 55H127V54H126ZM131 55H133V54L131 53L130 56H131ZM134 55H133V56H134ZM141 55H138V53H137V56L139 57V59L137 58L136 60H139L138 63H140V56H141ZM163 55H164V56H163ZM182 55H184V54H182ZM217 55H218V54H217ZM224 55H225V53H224ZM30 56H31V55H30ZM30 56H29V57H30ZM128 56H129V55H128ZM185 56H186V55H185ZM201 56H202V55H201ZM201 56H200V57H201ZM228 56H229V55H228ZM228 56H227V57H228ZM252 56H253V55H252ZM18 57H19V56H18ZM112 57H113V56H112ZM114 57H115V56H114ZM118 57H120V56H118ZM143 57H144V59H146V57L148 58L147 55H146V56H143ZM152 57H153V56H152ZM155 57H153V59H154ZM183 57H184V56H183ZM183 57H182V60H183ZM188 57H190V56H187V58H188ZM209 57H210V56H209ZM212 57H213V56H212ZM215 57H216V56L214 55L213 60H214ZM224 57H225V56H224ZM227 57H226V58H227ZM231 57H232V56H230V57H228V58L230 59ZM262 57H263V58H262ZM128 58H130V57H128ZM156 58H158V57H156ZM162 58H160V59L162 60ZM170 58H171V56H170ZM205 58H206V57H205ZM217 58H218V57H217ZM226 58H225L224 60H226ZM228 58H227V60H229ZM249 58H252V57H249ZM27 59H28V58H27ZM31 59H32V58H31ZM160 59H159V61H160ZM203 59H204V58H203ZM215 59H216V58H215ZM244 59H243V61H245ZM114 60H115V59H114ZM114 60H113V61H114ZM125 60H127V58H126ZM130 60H131V59H130ZM134 60H135V59H134ZM134 60H131V61H134ZM141 60H142V59H141ZM146 60H147V59H146ZM156 60H157V59H156ZM165 60H163L164 63H165ZM177 60L179 61V58H177ZM186 60H187V59H186ZM186 60H183L182 62H184V61H186ZM189 60H190V59L188 58L187 61L190 62L191 60H190V61H189ZM218 60H220V59H218ZM227 60H226V62H228ZM231 60H233V58H231ZM248 60H249V59H248ZM116 61H117V64H119V63H118V60H115V62H116ZM122 61H123V59H122ZM127 61H128V60H127ZM144 61H145V60H144ZM148 61H149L148 63H147V61H146L147 64H149L150 61H152V60L149 59ZM169 61H170V60H169ZM175 61H176L175 59H174V61H171V64H174L173 62H175ZM193 61H194V59H193ZM193 61L190 62V63L193 64V63H194ZM263 61H264V60H263ZM123 62H124V61H123ZM136 62H137V61H136ZM157 62H158V61H156V63H157ZM179 62H180V61H179ZM215 62H217V61H215ZM223 62H224V61H222L221 64H223ZM231 62H233V61H229L228 63L231 64ZM238 62H239V61H238ZM245 62H246V61H245ZM245 62H244V64H245ZM131 63H132V62H131ZM152 63H155V59H154V61H152ZM156 63H155V64H156ZM164 63H162L163 66H166V65L168 64L166 67L169 68V66H170L169 63H170V62H169V63H166V64H164ZM186 63H187V62H186ZM186 63H180V64H182V65H180L181 68H180V67L178 68L179 64H178V62H177L178 65H177V64H176V65H177V68L179 69V72H178L177 70L175 71V69H177V68H175V69L173 68V69H172V67L170 66L171 69H170V70L168 69V70H169L171 73H173L174 76H175V75H177V76H175V78H174V77H172V75H171V73H170L171 78H170V80L168 79V81H170V82H169V83H166V85L169 84V85L167 86V92H168V94L171 96V97L169 96L168 98L173 99V100H174L175 102H177L178 105H179V106L177 105L175 111L172 109V110L174 111V115L176 114V115L178 116V120H177V122L175 121V123H177V126H176V127H177V130H175V131H176V132L179 131V132L181 133V138H180V136H179V138H180V144L183 145L184 141H185V143L188 142L186 146H188V149H190V151H189V150L186 151V152H188V153H187L188 155L186 154V155L188 156V158H186V155H185V153H184L183 151H181V152H183L182 157H180L181 155H180V156L178 155V157L181 158V159H180V162H183V163H182L183 165H184L185 163L188 164V167H187V168H189V171H190V177L187 178V177L185 176V178L188 179V182H187L186 180H185L186 182L184 181V182H185V184H184V185H185L184 188H188V186H189V188H190V189L188 188L190 191H189L188 189H186L187 192L185 191V192H186V196H187V193H188V196H187V199H186L185 202H187V205L189 204V206H188V209H186V210L184 211V214H182V215H184V216L181 215V216H182V217H181L182 220L179 219V218H178V219H179V220H178L177 217H174L175 220H174V221H170V226H169V230H168V232L171 233V234H168L167 232H165V234L163 235V237H164V236L166 235V233H167L165 240L163 239V240H164V244H165V245L163 244L164 247H165L163 250L159 251V250H158V246H156V243H154V242H153V239H151V238H153V237H151L150 235H147L148 237H150L149 239H151V240H150V242H149V244H148V245H149V246H148V250H147L146 248H145V249L147 250L148 258H149V261H150L149 263H151V264H156V261H157V260H159L160 263H162V264H205L206 262L204 263V260H203V258H202V257H204V255L201 254V253H202V252H203V253H206V252H207V248H206V246H207L208 243L210 242V241H204V244H205L206 246H205L204 249L202 248L203 250L200 249V246H198L199 244L196 245L195 232H197V231L194 232V230L196 229V228H195L196 223H195V220H194L195 218H194V219H193V218H190V216H191V213H192L191 211H193V210L196 211L195 209L197 208V205H198V198H199L200 194L202 193V192L200 193V190L202 189V187H203L202 184H203L204 182H202V184H200V185H202V186H200L199 183H201V181H202L201 179H203V176H204V174H205L204 171L207 169V168H205V170H203V168H204L205 165H202L201 162H200V164L202 165V167H201L200 165L198 166V163H199L198 158H199V157H204V156H205V155H204V156H202V155H201V156H198L199 153L202 154L201 151H202V149L204 148V147H203L204 145L202 146L203 143H201V141H202V139H201V137H202V136H201V131H200V133L198 132V130H200L198 124L201 122V120H202V123H203V121H205V118H204V116H205V115H204L205 109H206V108L208 109V108H211V107H206V105H208V104H207L208 99L206 98L207 100H205V97H207V96L202 97L203 95H201V93L204 92L205 90L201 92V91L199 90V89H200V88H199V85H200V84H198V82H196V83L198 84V86H197V84H195L194 78H195V77H197L196 79H199V78H198V76H195V77H194V75L196 74V72H195V73L193 72L194 69L192 70V68H194V67L191 68V64L188 63L189 65H188V64L186 65ZM241 63H242V61H241ZM241 63L238 64L239 66L236 65V66H237V74H236V75H237V76H236L237 78L235 79L236 81L234 80L235 82H234L233 79H232L233 76L230 74V76H229V78H228V80L230 79V81H229L228 83L226 82L227 84L224 83L225 81H228V80H226V77L228 76V74H225V73H227L228 70H231V68H232L233 66H235V65H233L232 67H229L230 69H229V68L227 69V68H226L227 66H225L224 69H227L226 72L222 71V75H223V73H224V76H222L221 74H220L221 76H219V73H220L221 69H220V71H219L218 74L216 73V74H217V77H216V78L218 79V81H216V83L219 82V85H218L217 87L219 88V86H220V91L217 90L218 88H217L216 90H217V92H218V91L220 92V93H219V94H220V97H218V98L220 99L219 104L221 103V105H222V107L220 108V110L222 109V112H223V114H224V115H223L224 117H225V115L229 112V111L226 112V109H228V108L230 107V106L228 107L226 103L224 104V102H226L225 100H227V102H228V100H230V102H231V106H232V104H234L233 101H236V99L234 100V98H236L235 95H237L235 92H237V87H238V85L241 84V82H240V84H238V82L240 81V78H242V76H244L245 78L248 77V73L251 72L250 68H249V71H248V66H249V63H250V62L247 63L248 65H246L245 70H243L244 68H242ZM18 64H19V63H18ZM133 64H134V63H133ZM136 64H137V63H136ZM141 64H145V62H143V63H141ZM141 64H137V65H141ZM157 64H158V63H157ZM184 64H185V65H184ZM230 64H229V65H230ZM235 64H236V61H235ZM254 64H253L252 66H254ZM109 65H110V64H109ZM111 65H112V64H111ZM115 65H116V64H115ZM125 65H126V64H125ZM125 65H124V66H125ZM129 65H130V64H129ZM159 65L161 66V63H159ZM176 65H174V67H175ZM193 65H194V64H193ZM224 65H225V63H224ZM231 65H232V64H231ZM231 65H230V66H231ZM117 66H118V65H117ZM133 66H134V65H133ZM133 66H130V67H133ZM146 66H147V65H146ZM149 66H150V65H149ZM157 66H158V65H157ZM160 66H158V67H160ZM236 66H235V67H236ZM250 66H251V65H250ZM250 66H249V67H250ZM252 66H251V68H252ZM257 66H256V67H257ZM128 67H129V66H128ZM134 67L137 68L138 66L135 65ZM152 67H153V66H152ZM161 67H162V66H161ZM219 67H220V66H219ZM235 67H234V68H235ZM258 67H261V69L259 68V74H260V77H259L258 75H257V76L259 77V79L261 78L260 80H261L262 82H261L260 80H259V81L262 83V85H261V83L258 84V83H259L258 79H257V81H258L257 84H258L259 86L261 85V86H262L261 88H262L263 90H262L261 88H259V90H262V91H261V92H262V93H261L262 98L260 99V100H261L260 108L256 109L255 111L253 110V111H254V114L260 112V114H258V115H259V116L261 115V116H260V117H261V121H260V122H259V121H256V120H257V119H256V120H255V121H256L255 124H257V122H258V125L260 124V125H259L260 127H258V129H261V123H263V120H264V119H263V115H264V69H263V68H264V67H263V65H260V66H258ZM258 67H257V68H258ZM110 68H111V67H110ZM125 68H127V67H125ZM145 68H146V67H145ZM162 68H163V67H162ZM162 68H160V70H161ZM198 68H199V66H198ZM221 68H222V70H223V67H222V66H221ZM234 68H233V70H234ZM114 69H115V68H114ZM122 69H123V71H124L123 65H122ZM131 69H132V68H131ZM134 69H135V68H133V70H134ZM139 69H140V66H139L138 70H139ZM141 69H143V67H142ZM158 69H159V68H158ZM158 69H157V68L155 69V66H154V71H156V70H158ZM164 69H165V67H164ZM164 69H162V70L165 71L166 69H165V70H164ZM252 69H253V68H252ZM255 69H256V68H255ZM21 70H22V69H21ZM126 70L129 71V68L126 69ZM146 70H148V69H146ZM171 70H172V71L174 70L177 74H176L175 72H172ZM196 70H197V69H196ZM207 70H208V69H207ZM218 70H219V69H218ZM235 70H236V69H235ZM115 71H117V70H115ZM119 71H120V70H119ZM139 71H141V70H139ZM231 71H232V70H231ZM231 71H230V72H231ZM244 71H245V72H244ZM252 71H253V70H252ZM134 72H135V70H134ZM141 72H142V74H143L144 71H141ZM147 72H148V71H147ZM147 72L145 73V75L147 74ZM228 72H229V71H228ZM230 72H229V73H230ZM235 72H236V71H235ZM257 72H258V71H257ZM257 72H256V73H257ZM125 73H126V72H125ZM125 73H124V74H125ZM128 73H131V74H132L133 71L131 72V70H130V72H128ZM128 73H126V74H127V75H131V74H128ZM138 73H139V72H138ZM155 73H156V72H155ZM157 73H161V74H163L164 72H161V71H160V72H157ZM166 73H167V71L165 72V74H166ZM179 73H180V74H179ZM252 73H253V72H252ZM142 74H141V75H142ZM178 74H179V75H178ZM232 74H234V71H233ZM257 74H258V73H257ZM132 75H133V74H132ZM132 75H131V77L134 78V76H132ZM145 75H144V76H145ZM148 75H149V74H148ZM163 75H164V74H163ZM170 75H168V76H170ZM245 75H246V76H245ZM253 75H255V73H254ZM121 76H122V73H121ZM135 76H136V75H135ZM139 76H140V74H139ZM149 76H150V75H149ZM153 76H154V73H153ZM159 76H160V75H159ZM165 76H166V75H165ZM165 76H164V77H165ZM234 76H235V75H234ZM129 77H130V76H129ZM131 77H130V78H131ZM137 77H138V76H137ZM137 77H136V78H137ZM150 77H151V76H150ZM161 77H162V76H161ZM164 77H162V78H164ZM176 77H177V78H176ZM252 77H253V76H252ZM120 78H121V77H120ZM126 78H128V77H126ZM130 78H129V80H131ZM151 78H152V77H151ZM153 78H154V77H153ZM159 78H160V77H158V79H159ZM168 78H169V77H168ZM203 78H204V77H203ZM221 78H222V79H221ZM121 79H122V78H121ZM137 79H140V78L138 77ZM137 79H135V80H136V83H137V85H138L139 82H137ZM141 79H143V78L141 77ZM145 79H146V78H145ZM145 79H144V80H145ZM155 79H156V78H155ZM158 79H157V81L160 82V79H159V80H158ZM164 79H165V78H164ZM224 79H225V81H224ZM254 79H255V78H254ZM126 80H127V79H125V81H126ZM133 80H134V79H132L131 81H133ZM135 80H134L133 82H135ZM150 80H151V79H150ZM139 81H140V82H143L142 80H139ZM147 81H148V80H147ZM147 81H146V82H147ZM166 81H167V80H166ZM199 81H200V80H199ZM223 81H224V82H223ZM241 81H242V79H241ZM246 81H247V80H246ZM255 81H256V79H255ZM255 81H254V83H255ZM121 82H123V81H121ZM126 82H127V81H126ZM200 82H201V81H200ZM243 82H244V81H243ZM123 83H125V82H123ZM127 83H128V82H127ZM143 83H144V82H143ZM212 83H213V82H212ZM254 83H253V85H254ZM125 84H126V83H125ZM125 84H124V85H125ZM128 84H129V83H128ZM128 84H127V85H128ZM148 84H149V85H152V84H150V83H148ZM157 84H158V82H157ZM159 84H160V83H159ZM247 84H248V83H246V85H247ZM249 84H250V83H249ZM112 85H113V84H112ZM124 85H123V86H124ZM130 85H131V82H130V84L128 85V86H129V89H131V88H130ZM139 85H140V83H139ZM143 85H144V84H143ZM143 85H141V86H143ZM160 85H161V87H162V86H163V83L160 84ZM123 86H122V88H124V90H125L126 87H123ZM125 86H126V85H125ZM141 86H140V87H141ZM144 86H145V85H144ZM135 87H136V85H134L132 89H134ZM146 87H147V86H146ZM158 87H159V86H158ZM243 87H244V86H243ZM254 87H255V86H254ZM257 87H258V86H257ZM257 87H256V88H257ZM136 88H137V87H136ZM198 88H199V89H198ZM241 88H242V87H241ZM245 88H246V87H245ZM107 89H108V88H107ZM138 89H139V88H138ZM143 89H145V88H143ZM147 89H148V88H146V90H143V93L146 94V93H147ZM149 89H150V88H149ZM109 90H110V89H109ZM136 90H137V89H136ZM140 90H141V88H140ZM140 90H138V91H140ZM240 90H241V89H240ZM242 90H243V89H242ZM245 90H246V89H245ZM106 91H107V90H106ZM116 91H117V90H116ZM133 91H134V90H133ZM144 91H145V92H144ZM149 91H150V90H149ZM157 91H158V90H157ZM162 91H163V90H162ZM246 91H247V90H246ZM109 92H110V91H109ZM122 92H123V91H122ZM128 92H129V90H128ZM136 92H137V91H136ZM136 92H135V93H136ZM153 92H154V91H153ZM200 92H201V93H200ZM217 92H216V93H217ZM241 92H242V91H241ZM102 93H103V92H102ZM107 93H108V92H107ZM143 93H141V94H143ZM148 93H150V92H148ZM204 93H205V92H204ZM120 94H121V93H120ZM131 94H132V93H131ZM137 94H139V92H137L135 95L138 96ZM114 95H115V94H114ZM127 95L129 96L128 93H127ZM127 95H126V98L128 97ZM135 95L133 96L134 98H135ZM143 95H144V94H143ZM150 95H151V94H150ZM150 95H149V96H150ZM205 95H206V94H205ZM216 95H218V94H216ZM239 95H240V94H239ZM259 95H260V93H259ZM259 95H257V96L259 97ZM110 96H111V95H110ZM152 96H153V95H152ZM160 96H161V95H160ZM163 96H166V97H167L166 93H165V95H163ZM153 97H154V96H153ZM155 97H156V96H155ZM124 98H125V97H124ZM126 98H125V99H126ZM139 98H140V96H139ZM139 98H137V99H139ZM144 98H145V97H144ZM168 98H167V99H168ZM230 98H231V99H230ZM117 99H118V98H117ZM129 99H132V100H133L132 97L129 98ZM150 99H151V98H150ZM163 99H164V97H163ZM165 99H166V98H165ZM37 100H38V99H37ZM103 100H104V99H103ZM112 100H113V99H112ZM126 100H127V99H126ZM139 100H140V99H139ZM144 100H145V99H144ZM173 100H172V101H173ZM248 100H249V99H248ZM257 100H258V99H257ZM165 101H166V100H165ZM169 101H171V100H169ZM254 101H255V100H254ZM254 101H253V102H254ZM258 101H259V100H258ZM133 102L135 103L136 101H133ZM138 102H139V101H138ZM145 102H146V101H145ZM149 102L151 103V102H153V100H152V101H149ZM175 102H174V103H175ZM211 102H212V101H211ZM230 102H229V103H230ZM36 103H37V102H36ZM111 103H112V102H111ZM131 103H132V101H131ZM136 103H137V102H136ZM147 103H148V102H147ZM166 103H167V101H166ZM166 103H165V104H166ZM168 103H170V102H168ZM171 103H172V102H171ZM171 103H170V107L173 108L174 106L172 107V106H171ZM174 103H172V104L176 106L177 103H175V104H174ZM208 103H209V102H208ZM162 104H163V103H162ZM240 104H241V103H240ZM132 105H133V104H132ZM135 105H136V104H134L133 106H135ZM147 105H148V104H147ZM215 105H216V104H215ZM229 105H230V104H229ZM235 105H236V104H234V106H235ZM73 106H74V105H73ZM116 106H117V105H116ZM151 106H152V105H151ZM155 106H156V105H155ZM199 106H200V109H201V110L198 109ZM209 106H210V104H209ZM234 106H233V109H234ZM250 106H251V105H250ZM252 106H254V105H252ZM137 107H138V106H137ZM147 107H148V106H147ZM166 107H167V106H166ZM170 107H169V108H170ZM201 107H202V108H201ZM217 107H218V106H217ZM237 107H238V105H237ZM237 107H235V108H237ZM243 107H244V106H243ZM257 107H258V106H257ZM61 108H62V107H61ZM80 108H81V107H80ZM98 108H99V107H98ZM135 108H136V106H135ZM145 108H146V107H145ZM155 108H156V107H155ZM167 108H168V107H167ZM169 108H168V111H169ZM250 108H251V107H250ZM86 109H87V108H86ZM88 109H89V108H88ZM88 109H87V111H88ZM94 109H95V108H94ZM107 109H109V108H107ZM107 109H106V110H107ZM174 109H175V108H174ZM203 109H204V110H203ZM211 109H212V108H211ZM230 109H231V110H230L231 114H233V113L236 112V111L238 112V111H241V110H242V108H241V110L238 109V110H236V111L233 112V111H232V108H230ZM120 110H121V109H120ZM136 110H139V108H138V109L136 108ZM172 110H171V111H172ZM234 110H235V109H234ZM109 111H110V110H109ZM147 111H148V110H147ZM153 111H154V107H153ZM168 111H167V112H168ZM203 111H204V112H203ZM242 111H243V110H242ZM242 111H241V112H242ZM250 111H251V110H250ZM105 112H106V111H105ZM132 112H133V111H132ZM135 112H136V111H135ZM143 112H144V111H143ZM148 112L150 113L151 110L148 111ZM148 112H147V113H148ZM169 112H170V111H169ZM230 112H229V114H230ZM232 112H233V113H232ZM112 113H113V111H112ZM114 113H115V112H114ZM129 113H130V112H129ZM145 113H146V112H145ZM145 113H144V114H145ZM147 113H146V114H147ZM151 113H152V112H151ZM160 113H161V112H160ZM213 113H214V112H213ZM242 113L244 114V112H242ZM248 113H249V112H248ZM117 114H118V113H117ZM134 114H136V113H134ZM134 114H131V116H132L131 119H132L133 117H135ZM163 114H164V113H163ZM171 114H172V113H171ZM231 114H230V115H231ZM236 114H237V113H236ZM238 114H239V113H238ZM246 114H247V113H246ZM246 114H245V115H246ZM254 114H253V115H254ZM106 115H107V114H106ZM113 115H114V114H113ZM118 115H119V114H118ZM129 115H130V114H129ZM137 115H138V114H137ZM137 115H136V117H138ZM147 115H148V114H147ZM172 115H173V114H172ZM206 115H207V112H206ZM247 115H248V114H247ZM145 116H146V115H145ZM149 116H150V115H149ZM164 116H165V115H164ZM170 116H171V115H170ZM170 116H169V118H170ZM194 116H195V117H194ZM226 116H227V115H226ZM228 116H229V115H228ZM232 116H233V117H232ZM243 116H244V115H243ZM243 116H242V117H243ZM251 116H252V115H251ZM255 116H256V115H255ZM109 117H110V116H109ZM119 117H120V116H119ZM173 117H174V116H173ZM205 117H207V116H205ZM230 117H232L233 120H231L232 118H231V119H228V121H229V120L232 121V122L229 121L228 123L231 124V125H233L232 128H233L234 130H237L240 126H243V125H244L243 127L246 128L245 126H246L247 123H246L245 121H244L243 124L241 123L242 125H239L238 128L236 127V126H237V124H236V120L239 119L238 116H236V115L233 114V115H231ZM230 117H229V118H230ZM235 117H238V118L235 120ZM248 117H249V115H248ZM257 117H258V116H257ZM260 117H258V118H260ZM41 118H42V117H41ZM114 118H115V116H114ZM117 118H118V117H117ZM122 118H123V117H122ZM138 118L140 119V117H138ZM141 118H142V117H141ZM164 118H165V117H164ZM171 118H172V117H171ZM174 118L176 119V117H174ZM251 118H252V117H251ZM111 119H113V118H111ZM126 119H127V118H126ZM152 119H153V117H152ZM166 119H167V118H166ZM172 119H173V118H172ZM172 119H171V121L175 120V119H173V120H172ZM225 119H226V118H225ZM240 119L242 120V118H240ZM243 119H244V118H243ZM246 119H248V118H246ZM254 119H255V118H254ZM84 120H85V119H84ZM113 120H114V119H113ZM116 120H117V119H116ZM129 120H130V118H129ZM129 120H128V123L131 121V120H130V121H129ZM133 120H134V121L136 120L135 122L138 121V119H133ZM133 120H132V123L134 122ZM155 120H156V119H155ZM167 120H168V119H167ZM169 120H170V119H169ZM217 120H218V119H217ZM241 120H240V121H241ZM251 120H252V119H251ZM258 120H260V119H258ZM85 121H86V120H85ZM123 121H124V120H123ZM147 121H148V117H147ZM149 121H152V120H149ZM153 121H154V120H153ZM153 121H152V122H153ZM162 121H163V120H162ZM101 122H102V121H101ZM140 122H141V121H140ZM169 122H170V121H169ZM169 122L167 121V123H168L167 125H169ZM230 122H231V123H230ZM241 122H242V121H241ZM40 123H41V122H40ZM105 123H106V122H105ZM159 123H161V122H159ZM172 123H173V122H172ZM204 123H206V122H204ZM141 124H142V125H141ZM141 124L139 123V125H137V123H136L135 126H133V127H132V124H127L128 126H131L133 130L135 129V131H133L134 134H136V137H137V135H139V137H137V139L140 138V137L142 138L143 136H144V137L147 136V135H145V133L148 132V129H147V131L144 130L143 136H142V135L140 136V134L142 133L143 130H142L141 127H139V126H140V125H141V126H145V125H143V124H144L143 122H142ZM148 124H151V122L148 123ZM170 124H171V123H170ZM229 124H228V125H229ZM119 125H120V124H119ZM121 125H122V124H121ZM127 125H126V127H127ZM200 125L203 126L202 124H200ZM208 125H209V123H208ZM216 125H217V124H216ZM222 125H223V124H222ZM231 125L228 126V127H231ZM262 125H263V124H262ZM173 126H175V125H173ZM173 126H170V125H169V126H165V127H167V129L170 127V129H171V127H173ZM131 127H129V128H131ZM146 127H148V126L146 125ZM150 127H151V126H150ZM153 127H155V126H153ZM153 127H152V128H153ZM157 127H158V126H157ZM253 127H254V126H253ZM262 127H263V129H264V126H262ZM45 128H46V127H45ZM127 128H128V127H127ZM142 128H143V127H142ZM152 128H151V130H152ZM174 128H175V127H174ZM198 128H199V129H198ZM207 128H208V127H207ZM209 128H210V127H209ZM235 128H236V129H235ZM244 128H242V129H244ZM254 128H255V127H254ZM49 129H50V128H49ZM49 129H48V130H49ZM110 129H111V128H110ZM118 129H119V128H118ZM125 129H126V128H125ZM145 129H146V128H145ZM149 129H150V128H149ZM170 129H168V131H170ZM175 129H176V128H175ZM202 129H203V128H202ZM202 129H201V130H202ZM153 130H155V128H154ZM153 130H152V131H153ZM158 130H160V129H158ZM213 130H214V129H213ZM221 130H222V129H221ZM240 130H241V128H240ZM255 130H256V128H255ZM57 131H58V130H57ZM112 131H113V130H112ZM118 131H119V130H118ZM127 131H128V130H127ZM129 131H130V130H129ZM129 131H128V132H129ZM140 131H141V133H140ZM145 131H146V132H145ZM171 131H173V129H171ZM175 131H174V132H175ZM229 131H230V130H229ZM258 131H259V130H258ZM46 132H47V131H46ZM110 132H111V131H110ZM125 132H126V131H125ZM133 132H132V133H133ZM150 132H151V131H150ZM155 132H156V131H155ZM163 132H165V131H163ZM166 132H167V130H166ZM203 132H204V131H202V133H203ZM206 132H207V131H206ZM208 132H209V131H208ZM218 132H219V131H218ZM106 133H107V132H106ZM117 133H118V132H117ZM122 133H123V132H122ZM170 133H173V132H170ZM170 133H169V134H170ZM177 133H178V132H177ZM220 133H221V132H220ZM237 133H238V131H237ZM240 133H242V130L239 131L238 134H236V132H235V134H236L237 136H239ZM245 133H246V132H245ZM128 134H129V138L131 139L130 141H132V138H134V135H133L132 137H130V136H131L130 133H128ZM155 134H156V136L158 135V137L160 136V139H161L162 137H164V136L161 137L160 132H159V134H158V132L155 133ZM155 134H154V135H155ZM178 134H179V133H178ZM183 134H185V135L183 136ZM198 134H199V135H198ZM203 134H204V133H203ZM203 134H202V135H203ZM206 134H207V133H206ZM229 134H230V133H229ZM235 134H234V135H235ZM256 134H257V133H256ZM256 134H255V135H256ZM152 135H153V134H152ZM163 135H164V134H163ZM166 135H167V134H166ZM172 135H176V133H175V134H172ZM207 135H208V134H207ZM234 135L232 134V136H234ZM236 135H235V136H236ZM241 135H243V134H241ZM126 136H127V134H126ZM156 136H154V137H156ZM170 136H171V135H170ZM170 136H169V138H171ZM176 136H177V135H176ZM211 136H212V134H211ZM222 136H224V135H222ZM226 136H227V135H226ZM228 136H229V135H228ZM232 136H231V138H233ZM45 137H46V136H45ZM47 137H48V136H47ZM50 137H51V136H50ZM55 137H56V136H55ZM69 137H70V136H69ZM107 137H108V136H107ZM144 137H143V138H144ZM158 137H157V138H158ZM167 137H168V136H167ZM208 137H209V136H208ZM229 137H230V136H229ZM240 137H241V136H240ZM101 138H102V137H101ZM113 138H114V137H113ZM127 138H128V137H127ZM129 138H128V139H129ZM141 138H140V139H141ZM145 138H148V136L145 137ZM145 138H144V139H145ZM165 138H166V136H165ZM222 138H223V137H222ZM226 138H227V137H226ZM226 138H224V139H226ZM237 138H238V137H237ZM46 139H48V138H46ZM97 139H98V138H97ZM110 139H111V138H110ZM137 139H136V140H137ZM140 139H139L138 141H142V140H140ZM149 139H150V138H149ZM163 139H164V138H163ZM166 139H167V138H166ZM166 139H165V140H166ZM173 139H174V138H173ZM211 139H212V138H211ZM224 139H222V140H224ZM227 139H228V138H227ZM233 139H234V138H233ZM235 139H236V137H235ZM235 139H234V140H235ZM242 139H244V137H243ZM112 140H113V139H112ZM133 140H134V139H133ZM146 140H147V139H146ZM150 140H151V139H150ZM153 140H154V142H155V139H154V138H153ZM161 140H162V139H161ZM167 140H168V139H167ZM175 140H177V139H175ZM187 140H188V141H187ZM240 140H241V139H240ZM257 140L259 141V139H257ZM48 141H49V140H48ZM143 141H144V140H143ZM143 141H142V142H143ZM148 141H149V140H147V142H148ZM158 141H160V140H158ZM163 141H164V140H163ZM169 141H170V140H169ZM169 141H168V142H169ZM171 141H172V138H171ZM177 141H178V140H177ZM217 141H218V140H217ZM224 141H225V140H224ZM228 141H230V140L228 139ZM144 142H145V141H144ZM154 142H153V144H154ZM168 142H167V143H168ZM199 142H200V143H199ZM220 142H221V141H220ZM231 142H233V144H234L235 141H231ZM231 142H230V144H231ZM252 142H253V141H252ZM254 142H255V141H254ZM139 143H140V142H139ZM156 143H157V142H155V145H157ZM161 143H162V142L160 141V143H159L158 145H160ZM171 143H172V142H171ZM198 143L201 144V145L199 146ZM222 143H223V142H222ZM239 143H240V142H239ZM244 143H245V142H243V144H244ZM256 143H257V142H256ZM136 144H137V143H136ZM143 144H144V143H143ZM153 144H152V145H153ZM164 144H166V141L164 142ZM216 144H218V143H216ZM235 144H236V142H235ZM241 144H242V142H241ZM243 144H242V145H243ZM253 144H254V143H253ZM259 144H260V143H259ZM79 145H80V144H79ZM118 145H119V144H118ZM124 145H125V144H124ZM133 145H134V144H133ZM145 145H146V144H144V146H145ZM148 145H149V144H148ZM152 145H150V147H151ZM166 145H167V144H166ZM168 145H169V144H168ZM171 145H172V147H173L174 143L171 144ZM206 145H207V144H206ZM239 145H240V144H239ZM256 145H257V144H256ZM256 145H255V146H256ZM153 146H154V145H153ZM161 146H162V145H161ZM183 146H185V145H183ZM183 146H182L181 149H183ZM186 146H185V148H187ZM110 147H111V146H110ZM128 147H129V146H128ZM137 147H138V145H137ZM137 147H135V148H137ZM139 147H140V146H139ZM145 147H146V146H145ZM156 147H157V146H154V148H155L156 150H153V151H155V152L152 151L153 153H155L154 155H157V154H156V151H158V150H157ZM162 147H163V146H162ZM169 147H170V146H168V148H169ZM172 147H171V148H172ZM175 147H176V145H175ZM177 147H179V146H177ZM232 147H233V145H232ZM235 147H236V145H234V148H235ZM237 147H238V146H237ZM243 147H244V146H242L241 148H243ZM246 147H247V146H246ZM151 148H153V147H151ZM151 148H150V149H151ZM185 148H184V149H185ZM205 148H206V146H205ZM210 148H211V147H210ZM228 148H229V147H228ZM228 148H227V149H228ZM239 148H240V147H238V149H239ZM241 148H240V149H241ZM106 149H107V148H106ZM121 149H122V148H121ZM150 149H149L148 151H150ZM218 149H219V148H218ZM223 149H224V148H223ZM232 149H233V148H232ZM232 149L230 148V149H228V150L231 151ZM235 149H236V148H235ZM235 149H234V150H235ZM238 149H237V150H238ZM136 150H137V149H136ZM139 150H140V149H139ZM139 150H138V151H139ZM144 150H145V149H144ZM151 150H152V149H151ZM163 150H165V149H163ZM166 150H167V149H166ZM166 150L163 152V155H164V153H165V155H167V153L170 152L169 149H168V152L166 153ZM113 151H114V150H113ZM134 151H135V150H134ZM138 151H136V152H137V153H140V152H138ZM141 151H143V149H142ZM146 151H147V150H146ZM148 151H147V152H148ZM171 151H172V149H171ZM175 151H176V150H175ZM175 151L173 150V152H175ZM199 151H200V152H199ZM204 151H205V149H204ZM204 151H203V153H204ZM225 151H226V150H225ZM225 151H223V152H225ZM241 151H242V150H241ZM128 152H129V151H128ZM132 152H133V151H132ZM136 152H135V156H136ZM205 152H206V151H205ZM238 152H239V150H238ZM256 152H257V151H256ZM142 153H143V152H142ZM149 153H151V152H149ZM153 153H152V154H153ZM175 153H176V152H175ZM179 153H180V152H179ZM207 153H208V152H207ZM227 153H228V151H227ZM231 153H232V152H231ZM231 153H230V154H231ZM239 153H243V151H242V152H239ZM239 153H237V155H238ZM244 153H245V151H244ZM109 154H110V153H109ZM113 154H114V153H113ZM145 154H146V153H145ZM147 154H148V153H147ZM181 154H182V153H181ZM204 154H205V153H204ZM222 154H224V153H222ZM249 154H250V153H249ZM249 154H248V155H249ZM99 155H100V153H99ZM117 155H119V154H117ZM133 155H134V154H133ZM140 155H141V154H140ZM149 155H150V154H149ZM154 155H153V156H154ZM161 155H162V154H161ZM172 155H173V153H172ZM208 155H209V154H208ZM224 155H225V154H224ZM226 155H227V154H226ZM232 155H234V153H233ZM235 155H236V153H235ZM146 156H147V155H145V156H143V157H146ZM151 156H152V155H151ZM151 156H150L149 158H151ZM153 156H152V157H153ZM176 156H177V154H176ZM242 156H243V154H242ZM121 157H122V156H121ZM154 157H155V156H154ZM156 157H157V156H156ZM159 157H160V155H159ZM161 157H162V156H161ZM168 157H170V155H169ZM173 157H174V156H173ZM183 157H184V158H183ZM213 157H214V156H213ZM224 157H225V156H224ZM224 157H222V158H224ZM239 157H240V155L238 156V159H237V156H236L235 158H236L237 160H235V161H238V160L240 161V160H241V163H244V161L242 162V159H240ZM123 158H124V157H123ZM133 158H134V157H133ZM136 158H137V157H136ZM138 158H139V157H138ZM165 158H166V156H165ZM171 158H172V156H171ZM245 158H246V157H245ZM260 158H261V156H260ZM119 159H120V158H119ZM144 159H145V158H144ZM146 159H147V158H146ZM166 159H167V158H166ZM175 159H176V158H174V160H175ZM177 159H178V158H177ZM177 159H176V160H177ZM187 159H188V160H187ZM199 159H200V158H199ZM211 159H212V158H211ZM225 159H227V158H225ZM225 159H224V160H225ZM229 159H230V158H229ZM232 159H233V160H232ZM232 159H231V160L234 161V158H232ZM251 159H252V158H251ZM140 160H141V159H140ZM140 160H139V161H140ZM149 160H150V159H149ZM149 160H148V161H149ZM156 160H157V159H156ZM163 160H164V162H165L164 156H163V158H162V161H163ZM170 160H171V159H170ZM178 160H179V159H178ZM178 160H177L176 163H175V161H173V158H172L171 161H173L175 164H177ZM184 160H186V161H184ZM205 160H206V159H205ZM247 160H248V159H247ZM131 161H133V160H131ZM137 161H138V160H137ZM137 161H136V162H137ZM142 161H144V160H142ZM151 161H152V160H150V162H151ZM168 161H169V160H168ZM168 161L166 160V162H168ZM200 161H201V160H200ZM203 161H204V160H202V163H203ZM229 161H230V160H228V162H229ZM232 161H231V162H232ZM239 161H238V162H239ZM260 161H261V160H260ZM125 162H126V161H125ZM128 162H129V161H128ZM133 162H134V161H133ZM133 162H131V163H133ZM144 162H145V161H144ZM144 162H143V164H145ZM157 162H159V160H157ZM157 162L155 163V161H154V163H155L156 166L151 165V164H150V166L157 167V165H159V164H157ZM217 162H218V161H217ZM220 162H222V161L220 160ZM220 162H219V167L222 166V163H220ZM224 162H225V161H224ZM245 162H246V161H245ZM113 163H114V162H113ZM161 163H163V162H161ZM161 163H160V166H161V167L158 166V167L156 168L157 170H158V168H163L164 163H163V165H161ZM204 163H205V161H204ZM226 163H227V162H226ZM263 163H264V162H263ZM129 164H130V162H129ZM136 164H137V163H136ZM136 164L134 163V166H135ZM139 164H140V163H139ZM139 164H137V165H139ZM143 164L141 163L140 166H141V165H142V166H145V165H143ZM152 164H153V162H152ZM220 164H221V165H220ZM235 164H237V162H236V163L233 162V165H232V166H233V168H232V169H233V172L231 173V176H229L230 178L228 177L229 179H228V178L225 179V181H226V180H229V181H228L229 184H228L227 182H225V184H224L225 186L222 185V187H221L224 191H223V193H222V197L219 198V199H221L220 202H219V207H218V208H215V205H217L218 202L216 203V200H217V199H216V198L212 199V196H211V195H209V198H208V199H204V198H206V197H204V198L201 200V201L205 200L206 202H207V200H208V202H212V203H208V204H210V207L208 206V207L210 208L209 211H208V209H207V213H208L207 216H209V217L212 216V220L210 219V220H211V223H212V227H210V223H209V219H208L209 217L206 216V217L204 218V220H202L203 222L201 221V222H202V225H201V226H202V231H200V232L203 233V230H205V231H204V233H205V236H204V237H205V238H203L204 240H206V239L208 238V236L211 234V230H212V229H213V230H212L213 232L217 233V234H216V235H217V238L223 237L227 232H230V231H233V230H235V229H238V228H241V227H242V223H241V221L243 220L242 217H243V214L247 212V214H248V216H249V218H250V224H253V229H254V227H255V231H257V233L260 235L261 240H260L259 237H258V239L260 240V242H259L260 247H259V246H258V247H259V251H260V253H261V252H264V243H263V242H264V241H263V237H264L263 235H264V234H262V232L264 231V229H262L261 226H260V227L258 226V219H259V217L264 216V215H263V210L261 209L262 207H260V205H262V204L260 203V202H261V201H260V198H261V197H259V191H258V190H257L258 192L255 191V190H253L254 188H256L257 185L254 186L253 183H252V185L254 186V187L252 188V187L250 186L251 184H250L249 186H248V185L246 186V184H245L246 182L244 183V179H243L244 177H243V176L245 175V179H246V177H247L248 175H247L246 173L244 174V172L242 173L241 168H243V167L246 165V163H245L244 166H243V164H241V165L243 166V167L240 166L241 168L238 167V165L236 166ZM239 164H240V163H239ZM258 164H259V163H258ZM131 165H132V164H131ZM131 165H129V166H131ZM147 165L149 166V164H146V166H147ZM172 165H173V164H172ZM179 165H180V163H179ZM206 165H207V164H206ZM140 166H139V167H140ZM148 166H147V168H148V170H149L150 167H148ZM164 166L167 167V166H169V165H167V166L164 165ZM175 166H176V165H175ZM223 166H224V169H227V170H228V168H225V164H223ZM223 166H222V167H223ZM226 166H227V164H226ZM232 166L229 165V169H230V167H232ZM260 166H261V165H260ZM262 166H263V165H262ZM121 167H122V166H121ZM136 167H138V166H136ZM139 167H138V168H139ZM165 167H164V170H165ZM171 167H172V166H171ZM184 167H186V165H184ZM205 167H206V166H205ZM132 168H133V167H132ZM134 168H135V167H134ZM134 168H133V169H134ZM138 168H135L136 172L138 171V170H137ZM141 168H142V167H140L139 170H140ZM147 168H145V169H147ZM167 168H168V167H167ZM175 168H176V167H175ZM182 168H183V167H182ZM182 168H180V169H182ZM187 168H186V169H187ZM248 168H249V166H248ZM126 169H128V168L126 167ZM133 169H132L131 171H133ZM145 169H144V170H145ZM150 169L153 171V168H152V167H151ZM154 169H155V168H154ZM171 169H172V168H171ZM177 169H178V172H179L180 169H179V168H177ZM216 169H217V168H216ZM220 169H221V168H220ZM243 169H244V168H243ZM118 170H119V169H118ZM164 170H163V172L165 173V172L167 171V169H166L165 171H164ZM184 170H185V169H184ZM207 170H208V169H207ZM234 170H236V171H235V174H233V173H234ZM248 170H249V169H248ZM119 171H120V170H119ZM142 171H143V169H142ZM159 171H160V169H159ZM159 171H158V172H159ZM161 171H162V169H161ZM161 171H160V172H161ZM171 171H172V170H171ZM171 171H170V169H169V173H170ZM185 171H186V170H185ZM189 171H187V172H189ZM210 171H211V170H210ZM222 171H223V170H222ZM225 171H226V170H225ZM225 171H224V172H225ZM243 171H244V170H243ZM123 172H124V171H123ZM127 172H129V171H127ZM138 172H139V171H138ZM140 172H141V170H140ZM143 172H144V171H143ZM146 172H149V171H146ZM156 172H157V171H156ZM158 172H157V174H160V173H158ZM163 172H161V173H163ZM172 172H173V171H172ZM250 172H251V171H250ZM262 172H263V171H262ZM130 173H132V172H130ZM151 173H152V172H151ZM166 173H167V172H166ZM206 173H207V172H206ZM221 173H222V172H221ZM226 173H227V172H226ZM240 173H241V174H240ZM254 173H255V172H254ZM55 174H56V172H55ZM119 174H120V173H119ZM127 174H129V173H127ZM127 174H126V175H127ZM135 174H137V173H135ZM141 174H142V173H140V174L137 175V176L142 177ZM148 174L150 175V172H149ZM148 174H146V175H148ZM153 174H155V173H153ZM183 174H184V173H183ZM213 174H214V173H213ZM242 174H244V175L242 176ZM115 175H116V174H115ZM129 175H130V174H129ZM129 175H128V177H129ZM149 175H148L147 177H149ZM164 175H165V174H164ZM167 175H168V177H167V176H165V177L169 179L171 175H169L168 173H167ZM216 175H217V174H216ZM225 175H228V174H225ZM239 175H240V176H239ZM246 175H247V176H246ZM260 175H261V174H260ZM55 176H56V175H55ZM135 176H136V175H135ZM137 176L134 177V181H133L132 184L129 182V183H130L129 185L132 186V187H131L130 192H129V191L127 192V193H128V196H127V197H131V198H130V203H128V204H130L129 207H130V211H131V212H129V215H130L129 218H131V216H132V220H131L132 222L129 221V223H132L135 227H136V226L139 227L141 224H143V223L140 224V222H139V220H138V219H140V218L137 219V216H138L140 213L138 214V213L135 212V209H137V208H136V204H137L136 201H139L140 199L143 198L144 195H146V193H145V194L142 193L143 191H142V186H141V185H142V183H143L144 181L141 182V178H140V177H137ZM155 176H156V174H155ZM160 176H161V174H160L159 176H157V178L160 177ZM187 176H188V175H187ZM219 176H220V175H219ZM219 176H218V177H219ZM241 176H242V178H241ZM251 176H252V175H251ZM251 176H250V177H251ZM262 176H263V175H262ZM128 177H127V178H128ZM147 177L145 176L146 179H147ZM150 177H152V176H150ZM210 177H211V175H210ZM213 177H214V176H213ZM130 178L132 179V177H130ZM154 178H155V177H154ZM157 178H156V179H157ZM163 178H164V177H163V175H162V179H163ZM166 178H164V179L166 180ZM172 178H173V177H172ZM251 178H252V177H251ZM260 178H261V177H260ZM148 179L150 180V178H148ZM151 179H152V178H151ZM156 179H155V180H156ZM159 179H161V177H160ZM159 179H157V180H159ZM198 179H199V182H198ZM205 179H206V178H205ZM210 179H211V178H210ZM223 179H224V178H223ZM242 179H243V180H242ZM256 179H257V178H256ZM144 180H145V179H144ZM165 180L162 181L163 184H164V187L166 188V190L163 191V192H164V196H163V198H165V203H163V204L166 205V206L168 207L170 213H172V216H175V215L177 216L178 213H179L180 211L177 213V210H178V209L176 208V205L174 206V204L177 202V201H175V200H176V198H178V197H176L175 200H173V198H174L173 196H175V193H176V191H175L174 189H176L177 186H175V183H171V184H170L169 181H168L169 184H167V183L165 184V182H164ZM173 180H175V179H172V181H173ZM217 180H218V179L216 178L215 181H217ZM247 180H248V179H247ZM247 180H246V181H247ZM130 181H131V180H130ZM151 181H152V180H151ZM151 181H150V182H151ZM204 181H205V180H204ZM242 181H243V183H242ZM145 182H146V181H145ZM145 182H144V183H145ZM150 182H149V183H150ZM153 182H154V181H152V183H153ZM156 182H158V181H156ZM159 182H160V180H159ZM173 182H174V181H173ZM181 182H182V181H181ZM211 182L214 183L213 180H212ZM218 182H219V181H218ZM218 182H217V183H218ZM221 182H222V181H221ZM223 182H224V180H223ZM248 182H249V180H248ZM248 182H247V184H248ZM256 182H257V181H256ZM122 183H123V181H122ZM178 183H179V181H178ZM249 183H250V182H249ZM263 183H264V181H263ZM125 184H126V183H125ZM156 184H157V183H156ZM160 184H162V183L160 182L159 185H160ZM214 184H215V183H214ZM242 184L245 185V186L243 187V188H245V189H246V187H250L249 189H247V191H249V192H246L245 189H244L245 194H246V193H249V195L246 194V195H247V198L245 197L246 199L244 198L245 195H244V196L242 195V191H243V189H241L242 191L240 190V188L242 187ZM144 185H146V188H147V187H148V186H147V185H148V182H147V184H144ZM151 185H152V184H151ZM154 185H155V183H154ZM157 185H158V184H157ZM157 185H156V187H157ZM176 185H178V184H176ZM219 185H220V184H219ZM228 185H229V186H228ZM240 185H241V186H240ZM123 186H125L124 183H123ZM186 186H187V187H186ZM199 186H200L201 188H199ZM210 186H211V188H212L213 185L211 184ZM217 186H218V185H217ZM220 186H221V185H220ZM150 187H151V186H150ZM174 187H175V188H174ZM178 187H179V186H178ZM153 188H154V187H152V189H153ZM162 188H163V187H162ZM113 189H115V188H113ZM159 189H160L159 191L162 190L161 188H159ZM259 189H260V188H259ZM127 190H129V189L127 188ZM145 190H146V189H145ZM147 190H149V187H148ZM147 190H146V191H147ZM157 190H158V189H157ZM178 190H179V189H178ZM214 190H215V189L212 188V191H213V192L211 191V192H212L211 194H213V195L215 194V193H214ZM216 190H219V189H216ZM57 191H58V190H57ZM154 191H155V190H154ZM154 191H152V192H154ZM182 191H183V189H182ZM260 191H261V190H260ZM144 192H145V191H144ZM149 192H150V191H148L147 193L149 194ZM183 192H184V191H183ZM215 192H217V191H215ZM219 192H220V191H219ZM221 192H222V191H221ZM177 193H179V192H177ZM177 193H176V194H177ZM205 193H206V192H205ZM129 194H130L131 196H129ZM150 194H151V192H150ZM180 194H181V193H180ZM180 194H178V195H180ZM203 194H204V193H203ZM260 194H261V193H260ZM110 195H111V193H110ZM158 196H159V195H158ZM161 196H162V194H161ZM204 196H205V195H204ZM217 196H218V195L216 194V197H217ZM220 196H221V194H220ZM220 196H218V197H220ZM145 197L147 198V196H145ZM148 197H149V196H148ZM180 197H182V196H180ZM214 197H215V195H214ZM150 198H151L150 200H151V202H152V197H150ZM154 198H155V197H154ZM156 198H157V197H156ZM156 198H155L154 200H157V199H158V198H157V199H156ZM160 199H161V198H160ZM181 199H182V198H181ZM181 199H180V202H181ZM183 199H185V198H183ZM210 199H211V200H210ZM215 199H216V200H215ZM145 200H146V199H145ZM147 200L149 201V199H147ZM147 200H146V201H147ZM154 200H153V201H154ZM212 200H213V201H212ZM141 201H143V200H141ZM141 201H140V203H141ZM157 201H158V200H157ZM125 202H126V201H125ZM154 202H155V201H154ZM158 202H159V201H158ZM163 202H164V201H163ZM178 202H179V200H178ZM182 202H183V201H182ZM182 202H181V203H182ZM149 203H150V201H149ZM160 203H161V201H160ZM183 203H184V202H183ZM183 203H182V204H183ZM156 204H157V203H156ZM161 204H162V203H161ZM163 204H162V205H163ZM176 204H177V203H176ZM184 204H185V206H186V203H184ZM184 204H183V205H184ZM190 204H191V205L193 204V206L191 207V210H189ZM203 204H204V202H203ZM150 205H151V204H149V206H148V204H147L146 206L150 207ZM158 205H159V204H158ZM164 205H163V206H164ZM178 205H180V204H178ZM183 205H182V206H183ZM144 206H145V205H144ZM156 206H157V205H156ZM163 206H161V207H163ZM180 206H181V205H180ZM185 206H184V207H185ZM127 207H128V205H127ZM139 207H140V206H139ZM139 207H138V208H139ZM178 207H179V206H178ZM184 207H183V208H184ZM204 207H205V206H204ZM242 207H244V210H243V211H242ZM142 208H143V207H142ZM158 208H159V207H158ZM158 208H157V209H158ZM175 208H176V209H175ZM180 208H181V207H180ZM124 209H125V208H124ZM147 209H148V208H147ZM150 209H151V208H150ZM198 209H199V208H197V210H198ZM112 210H113V209H112ZM112 210H111V211H112ZM140 210H141V209H140ZM144 210H145V209L143 208V210H142V212H143L142 215H143V214H144V215L146 214V213L144 212ZM162 210H163V209H162ZM154 211H155V210H154ZM163 211H164V210H163ZM163 211H162V212H163ZM165 211H167V210L165 209ZM182 211H183V210H182ZM194 211H193V212H194ZM156 212H157V211H156ZM130 213H131V214H130ZM159 213H160V211H159ZM176 213H177V214H176ZM194 213H196V212H194ZM137 214H138V215H137ZM152 214H153V213H152ZM155 214H156V213H155ZM157 214H158V213H157ZM140 215H141V214H140ZM160 215H161V214H160ZM162 216H163V215H162ZM168 216H170V215H168ZM187 216H188V217H187ZM216 216H219V217L216 218ZM124 217H125V216H124ZM139 217H141V216H139ZM144 217H146V215H145ZM164 217H165V216H164ZM186 217H187V218H186ZM162 218H163V217H162ZM249 218H248V220H249ZM135 219H137V220H136V224H135ZM142 219H145V218H142ZM169 219H171V218H169ZM184 219L188 220V222H189V224H186V225H188V226H187L185 229L183 228V225H182V221H183ZM244 219H246V218H244ZM260 219H261V218H260ZM145 220L148 221L149 219H145ZM248 220H246V221H247V224H249V223H248V222H249ZM126 221H127V220H126ZM140 221H141V220H140ZM149 221H150V220H149ZM167 221H168V220H167ZM117 222H118V221H117ZM137 222H138L139 225H137ZM144 222H145V221H144ZM157 222H158V221H157ZM168 222H169V221H168ZM188 222H186V223H188ZM263 222H264V221H263ZM146 223L148 224L149 222H146ZM150 223H151V222H150ZM153 223H154V222H153ZM160 223H161V222H160ZM166 223H167V222H166ZM190 223H191V224H190ZM192 223H193V224H192ZM206 223H207V224H206ZM198 224H199V223H198ZM218 224H220V225H218ZM244 224H245V223H244ZM263 224H264V223H263ZM133 225H132V226H133ZM144 225H145V224H144ZM168 225H169V223H168ZM132 226H130V227L132 228ZM134 226H133V227H134ZM142 226H143V225H142ZM163 226H164V225H163ZM205 226H206V227H205ZM218 226H219V227H218ZM115 227H116V226H115ZM147 228H148V231H149V224L147 225ZM147 228H146V231H147ZM152 228H153V227H152ZM152 228H150V229H152ZM160 228H161V227H160ZM160 228H159V229H160ZM204 228H205V229H204ZM216 228H217V229H216ZM127 229H128V228H127ZM132 229H133V230H135V229L137 230L138 228H135V229L132 228ZM132 229H131V230H132ZM140 229H142V228H140ZM256 229H257V230H256ZM128 230H129V229H128ZM136 230H135L134 232H137L136 234L141 235L140 232H139V229H138V231H136ZM152 230H153V229H152ZM245 230H246V229H245ZM262 230H263V231H262ZM140 231H142V233H145L143 230H140ZM154 231H155V230H154ZM154 231H153V232H154ZM160 231H161V230H160ZM163 231H164V230H163ZM166 231H167V229H166ZM130 232L132 233V231H130ZM134 232H133V233H134ZM155 232H156V231H155ZM155 232H154V233H155ZM192 232L194 233V235H193ZM200 232H198V233L200 234ZM219 232H221V235H220ZM150 233H151V232H150ZM154 233H153V234H154ZM162 233H163V232H162ZM202 233H201V234H202ZM207 233H208V236H206ZM254 233H255V232H254ZM151 234H152V233H151ZM247 234H248V233H247ZM144 235H145V234H144ZM159 235H161V234H159ZM142 236H143V234H142ZM152 236H154V235H152ZM196 236H197V235H196ZM131 237H132V236H131ZM133 237H134V236H133ZM133 237H132V238H133ZM136 237H138V236H136ZM140 237H141V236H140ZM155 237H156V236H154V240L157 239V238H155ZM157 237H158V236H157ZM160 237H161V236H160ZM254 237H255V236H254ZM142 238H143V237H142ZM142 238H141L140 240H141V241H144V240H142ZM161 238H162V237H161ZM198 238H199V236H198ZM227 238H228V237H224L223 239L226 240ZM135 239H136V238H135ZM143 239H146V236H145V238H143ZM254 240H256V239H254ZM137 241H138V240H137ZM146 241H147V239H146ZM251 241H252V240H251ZM257 241H258V240H257ZM197 242H198V241H197ZM130 243H131V242H130ZM132 243H133V241H132ZM135 243H136V241H135L133 244H135ZM138 243H139V242H138ZM198 243H201V242H198ZM121 244H122V243H121ZM141 244H143V243H141ZM145 244H146V243H145ZM251 244H252V243H251ZM3 245H4V244H3ZM129 245H130V244H129ZM136 245H137V244H136ZM160 245H161V244H160ZM1 246H2V244H1ZM138 246H139V245H138ZM201 246H202V245H201ZM248 246H250V245H248ZM4 247H5V246H4ZM4 247H3V248H4ZM126 247H127V246H126ZM0 248H1V247H0ZM93 248H94V247H93ZM160 248H161V247H160ZM138 249H139V248H138ZM141 249H142V248H141ZM255 249H257V248L255 247ZM84 250H85V249H84ZM126 250H127V249H126ZM132 250H133V249H132ZM201 250H202V251H201ZM1 251H5V250H1ZM6 251H7V249H6ZM128 251H129V250H128ZM92 252H93V251H92ZM7 253H8V252H7ZM144 253H146V252L144 251ZM255 253H256V251H255ZM4 254H5V253H4ZM125 254H126V253H125ZM125 254H124V255H125ZM142 254H143V253H142ZM126 255H127V254H126ZM129 255H130V254H129ZM7 256H8V254H7ZM131 256H132V255H131ZM131 256H130V257H131ZM9 257H11V256H9ZM90 257H91V256H90ZM126 257L128 258V256H126ZM137 257L139 258V256H137ZM158 257H160V259H159ZM239 257H240V256H239ZM16 259H17V258H16ZM128 259H129V258H128ZM161 259H162V261H161ZM240 259L242 260V258H240ZM6 260H7V257H6L5 255L3 256V255L1 254V252H0V264H6V263H7ZM10 260H11V259H10ZM12 260H13V259H12ZM12 260H11V261H12ZM243 260H244V259H243ZM247 260H248V259H247ZM247 260H245V261H247ZM11 261H10V262H11ZM14 261H15V260H14ZM159 261H158V263H159ZM207 261H208V260H207ZM245 261H243V262H245ZM110 262H111V261H110ZM243 262H242V263H243ZM247 262H248V261H247ZM8 263H9V262H8ZM13 263H14V262H13ZM11 264H12V263H11ZM206 264H208V262H207ZM209 264H212V261H211V260H209ZM235 264H237V263H235ZM238 264H239V263H238Z\"/></svg>","mask_w":264,"mask_h":264},{"label":"clouds","instance_id":"clouds-1","mask_svg":"<svg viewBox=\"0 0 264 264\" xmlns=\"http://www.w3.org/2000/svg\"><path fill=\"white\" fill-rule=\"evenodd\" d=\"M224 237L228 238L225 240ZM204 241L210 242L206 246L207 252L201 254L210 259L212 264H235L238 257L249 248L248 235L242 228L227 232L220 238L213 232ZM250 259L251 264H264V252L255 256L251 254Z\"/></svg>","mask_w":264,"mask_h":264}]
</instances>
